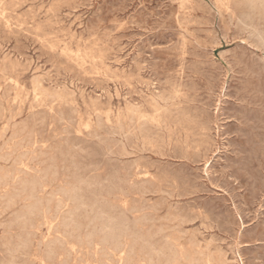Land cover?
I'll return each mask as SVG.
<instances>
[{"label":"rangeland","instance_id":"rangeland-1","mask_svg":"<svg viewBox=\"0 0 264 264\" xmlns=\"http://www.w3.org/2000/svg\"><path fill=\"white\" fill-rule=\"evenodd\" d=\"M105 1L107 2V4ZM139 1H140V3H139ZM210 1H211V3H210ZM216 1L218 3H216ZM228 1H229V3H227ZM244 1L243 0H214V1L213 0H180V1L179 0H119V1L118 0H114V1L113 0H59V1L58 0H46V1L45 0H24V1L23 0H3V1H1L0 0V4H1L0 5V12H1V14H0L1 15L0 16L1 17L0 18V33H1L0 34V37H1L0 38V44L2 45V46L0 45V64H1L0 65L1 66L0 67V126H1L0 127V139L4 138L3 141L0 140V198H2V199H0V247H1L0 248V251H1L0 252V255H1L0 261L2 262L0 264H9L10 262L12 264H15L16 262H17L16 264H18V263L19 264H34V263L35 264H58V262H59V264H82V263L85 264L87 261L88 262L86 264H104V263H106V264H132V262H133V264H135V261H136V264H151V263L152 264H166L168 262H169L168 264H170V263L171 264H173V263L174 264H181L182 262H183L182 264H191V263L192 264H225V263L226 264H264V243H263L264 242V230H263V228H264V219H263L264 218V78H263L264 77V50H263L264 49V27H261V26H264V23H263L264 20H262V18L264 19V12L261 13L262 10L264 11V7H263L264 5L261 4V7H259L260 5H258V4H260V3H258L257 7H256V4L249 5L246 2V0H244ZM23 2H24V4H23ZM89 2H91V3H89ZM236 2H237V4H236ZM78 3H79V5H78ZM16 4H18V5H16ZM196 4H197L198 8H200L199 10H198ZM225 4H227V6H225ZM235 4H236V7L234 6ZM242 5H244L245 8ZM219 6H220V9H219ZM16 7H17V9H16ZM187 7H188V9H186ZM241 7H243L244 9ZM28 8H30V9H28ZM252 8H254L255 10H253ZM141 10H142V12H141ZM254 11H255V13H253ZM36 12H37V14H36ZM22 13H25V14L22 15ZM228 13H229V15H227ZM249 13L251 15H249ZM191 14H192V16H191ZM104 15H105V17H104ZM91 16H92V18H91ZM131 16H133V17H131ZM220 16H222V17H220ZM246 17H247V19H246ZM256 18H257V20H256ZM21 19H23V20H21ZM92 19H93V21H92ZM24 20H25V22H24ZM200 20H201V22H200ZM229 20L231 21V23H233L232 25H231ZM45 21L47 23H44ZM190 21H191V23H190ZM251 22H253V24ZM196 23H198V24H196ZM225 24L226 25L228 24L227 25L228 27H225ZM18 25H20V26L18 27ZM191 25H193V26H191ZM259 25H260V27H258ZM108 26H110L111 28ZM143 26H145V27H143ZM240 26H242V27H240ZM26 27L29 29L31 28L30 31H28L29 29H27ZM116 27H118V28L116 29ZM81 29H83L85 32ZM108 29H111V30H108ZM79 31H80V33H79ZM211 31H212V33H211ZM246 31H247V34H246ZM22 32H24V33H22ZM248 32L250 33V35ZM123 36H125V37H123ZM237 37H238V39H237ZM164 38H165V40H163ZM194 38H198V39H194ZM243 38H244V40H243ZM215 39H216V41H214ZM204 40H206V42ZM211 40H212V43H211ZM56 43H59V44H56ZM208 43H209V45H208ZM255 43H256V45H255ZM150 44H152V45H150ZM167 44H168V46H167ZM258 46L260 47V49ZM26 47H27V50H26ZM89 48H90V50H89ZM57 49H58V52H57ZM70 49H71L72 53H71ZM68 51H70V53L72 55ZM76 52H77V54H76ZM9 53L10 54L13 53V54L10 55ZM135 53H136V55H135ZM23 54L26 56H24ZM56 54H58V55H56ZM8 55H10V56H8ZM75 56H76V58H75ZM91 56L95 57V58H92ZM62 57H64V58H62ZM69 58H71L72 60L71 59L69 60ZM178 58H180V59H178ZM74 59H75L76 63L74 62ZM82 59H84V61ZM92 59H94V60H92ZM194 59H195V61H194ZM32 60H33V62H32ZM132 60H133V62H132ZM19 61H21V62H19ZM136 61H138V62H136ZM16 63H18V64H16ZM79 63L83 66H81ZM102 63H103V65H102ZM24 64H26V68H25ZM136 64H137V66H136ZM27 65H28V67H27ZM106 65H108L107 68L105 67ZM3 67H5V68H3ZM61 67L62 68L64 67V69H62ZM37 69H40V70H37ZM96 69H97V71H96ZM174 69H175V71H173ZM13 70H15V74H14ZM3 71H5L4 74H3ZM45 71H47V72H45ZM184 71L185 72L187 71V72L185 73ZM9 72L10 73L12 72L14 75L12 73L10 74ZM91 72L93 75L90 74ZM97 72H98V74H97ZM103 72H104V74H103ZM105 72H106V74H105ZM94 73H95V75H94ZM77 74H79V75H77ZM110 74H113V75H110ZM159 74L163 75V76L161 77ZM106 75H107V77H106ZM115 76H116V78H115ZM146 76L149 78H147ZM35 77H38V78H35ZM105 77H106V79H105ZM155 78H156V80H155ZM51 79H52V81H51ZM110 79H112V80H110ZM11 80H13V81H11ZM36 80H37V82H36ZM104 80H105V82H104ZM123 80H125V82ZM116 81H118V82H116ZM153 81H154V83H153ZM11 82H13V84ZM16 82H18V83H16ZM198 82H199V84H198ZM39 84H41L42 87ZM122 84H124V85H122ZM138 84H141V85H138ZM14 85H16V86H14ZM35 85H36V87H35ZM38 85L40 87H38ZM44 86H45V89H43ZM33 88H34V90H33ZM41 88H42V90H41ZM48 88H50V89H48ZM147 88H149V89H147ZM127 89H129V90H127ZM158 89H159V91H158ZM168 89L169 90L173 89L175 92L173 90H171L169 92ZM26 90H28L29 92ZM45 90H46V92H44ZM48 90H49V92H48ZM51 90H52V92H51ZM70 90L72 91L71 95L76 92V94H74L75 96L72 95V97H71V95L69 94ZM85 91H86V93H85ZM41 92H43V93H41ZM57 92H59V94ZM83 92L85 95H83ZM102 92H104V93H102ZM54 93H55V95H52ZM153 93H155V94H153ZM195 94H196V96H195ZM89 95H91V96H89ZM150 95H152V96H150ZM174 95H175V97H174ZM176 95H177V97H176ZM45 96H46L47 100L45 99ZM55 97H56V100H55ZM74 97H75V99H74ZM97 97H99V98H97ZM100 97H102V98L100 99ZM147 97H149L150 100ZM154 97H155V99H154ZM36 98H37V100H36ZM72 98L74 99V102H73ZM144 98L145 99L147 98V99L145 100ZM13 99H15V100L13 101ZM48 100H49V102H48ZM132 100H134V101L132 102ZM151 100H154V103ZM41 101H42V103H40ZM98 101L100 104H98ZM150 101H151V104H149ZM168 101H170V102H168ZM182 101H184V102H182ZM84 102H85V105H84ZM140 102L142 105L140 104ZM167 102H168V104H167ZM152 103L155 105H152ZM54 104H56V105H54ZM129 104H132V105L130 106ZM156 104H158V105H156ZM176 104H177V106H176ZM189 104H191V105H189ZM33 105L35 106V108ZM52 105H54V107H52ZM98 105H99V107H97ZM125 105H127V106L129 105L128 107L130 110L125 109V108H128ZM135 105H136V107H135ZM147 105H149L150 108ZM162 105H164L165 107ZM187 105H189V106H187ZM28 106H30V107H28ZM152 106H153V108H155V110L152 108ZM156 106L159 107V109H157ZM169 106L171 108L172 107L173 108L171 109ZM20 107H21V109H20ZM134 107H135V109H134L135 111L133 110ZM137 107H138V109H136ZM167 107H169V108H167ZM110 109H112V110H110ZM142 110L146 114H144L142 112ZM146 110H147V112H146ZM12 111H13V113H11ZM136 111H138V112H136ZM132 113L135 116L132 115ZM139 113L141 114V116L139 115ZM10 114L11 115L13 114L12 115L13 119H11L12 116ZM124 114H125V116H124ZM19 115H21V116H19ZM3 116H4V119H3ZM10 116H11V118H10ZM133 116L135 117V119ZM145 118H147V119H145ZM131 119L133 121H130ZM140 119H141V121H140ZM153 119H154V121H153ZM8 120L10 121L9 123L7 122ZM107 120L109 122H107ZM165 120H167L168 122H166ZM186 120H188V121H186ZM87 121H89V122L87 123ZM157 121H158V123H157ZM14 122H17L16 123L17 125ZM165 122L168 124H166ZM82 123H84V124H82ZM94 123H95V125H94ZM116 123H118V124L116 125ZM143 124H145V125H143ZM176 124L179 126H177ZM221 124H223V125H221ZM2 125H4V127ZM12 125H13V127H12ZM87 125H89V126H87ZM126 125H128V126H126ZM189 125H190V128H189ZM6 126H8V127H6ZM14 126L17 127V130L15 129ZM20 126H22V127H20ZM36 126H38V127H36ZM123 126L125 128H127L128 130L125 129ZM26 127H27V129H26ZM178 127H180V129ZM44 128H46V129H44ZM135 128H137L138 130ZM142 128H143V130H142ZM167 129H168V131H167ZM183 129H185V131H183ZM208 129H211L212 131L208 130ZM13 130L15 132L20 131L21 134H20V132L15 133V132H13ZM123 130H125V131H123ZM174 131L176 132V134ZM12 132H13V134H12ZM3 133H5V136L3 135ZM127 133L128 134L130 133V134L128 135ZM188 133H189V135H188ZM90 134H92V135H90ZM101 134H102V136L99 137ZM113 134H114V136H113ZM136 134H137V136H136ZM145 134H147V135H145ZM174 134H175V136H174ZM9 135H11V136H9ZM148 135H150V136H148ZM21 136H23L25 138V139H23V141H22L23 137L21 138ZM31 136L33 139L31 138ZM142 136L145 138H143ZM164 136H165V138H164ZM186 136H188V137H186ZM196 136H198V137H196ZM204 136H207V137H204ZM136 137H137V139H136ZM149 137H151V139ZM194 137H195V139H194ZM17 138H19V139L17 140ZM26 138H29V139H26ZM88 138H90V139H88ZM100 138H101V142H100ZM205 138L206 139L208 138V139L205 140ZM145 139H146V141H145ZM152 139H155L156 141L152 140ZM33 140H34V142H32ZM42 140L44 141V143ZM47 141H49V142H47ZM150 141L152 143H150ZM157 141H158L159 145H158ZM244 141H245V143H244ZM3 143L5 146L3 145ZM17 143L18 144L20 143V144L18 145ZM28 143H30V144H28ZM67 143H68V145H67ZM107 143H109V144H107ZM177 143H179V144H177ZM31 144H33V145H31ZM104 144H105V146L103 147ZM134 144L138 147L136 148V146H134ZM151 144H153V146ZM211 144H213V145H211ZM50 145L52 147L51 148L52 151L50 149ZM155 145H157V146H155ZM11 146H12V148H11ZM19 146H21V147L19 148ZM22 146H24V147H22ZM130 146H131V148H130ZM25 147H27V148H25ZM36 147H38V148H36ZM41 147L43 148L44 152H43ZM58 147H59V149H57ZM142 147H144V148H142ZM169 147H170V149H169ZM21 148H22V150H21ZM155 148H157V149H155ZM228 148H230V149H228ZM49 149L51 152L49 151ZM107 149H109V150H107ZM149 149H151V151ZM23 150L25 152H27L28 155H26V153ZM81 150H82V152H81ZM132 150H133V152H132ZM147 150H149V151H147ZM36 151H39V152H36ZM129 151H130V153H127ZM164 151H166L167 153ZM4 152H6V154ZM34 152H36V153L34 154ZM134 152L137 154H135ZM158 152L162 153L163 156ZM213 152H215V153H213ZM32 153H33V155H32ZM52 153H55L54 155L56 157H54V155ZM228 153H231V154H228ZM1 154H3V155H1ZM44 155L46 157H44ZM65 155H69V156H65ZM70 155H71V157H70ZM209 155H210V158H209ZM75 156H77L78 158ZM83 156H84V158H83ZM30 157L32 159H30ZM52 157H54L55 159ZM232 157H234V158H232ZM56 158H57V160L58 159L59 160L55 161ZM192 158H193V160H192ZM48 159H49V161H48ZM72 159H75L76 161H73ZM99 159H101V160H99ZM136 159H137V161H136ZM26 160L28 162H26ZM42 160L44 163L42 162ZM142 160H143V163L141 164ZM38 162H39V164H38ZM29 163H31V164H29ZM77 163L79 166L77 165ZM150 163H152V164L150 165ZM90 165H91V167H90ZM16 166H17V168H16ZM56 166L60 167V169ZM199 166H201V167H199ZM47 167H49V169H52V170L48 169V171H47ZM132 167L133 168L135 167V168L133 169ZM56 168H58V169H56ZM70 168H71V170H70ZM118 169H119V171H118ZM18 170H20V171H18ZM55 170H58L60 175ZM62 170H64V171H62ZM102 170H103V172H102ZM125 170H126V172H125ZM31 171H33V172L31 173ZM52 171L55 172L54 175H53ZM79 171L81 174H83L82 176L79 175L80 174ZM220 171H221V173H220ZM84 172H86V173H84ZM87 172H88V174H87ZM92 172H94V173H92ZM226 172H228V173H226ZM132 173L134 174V175H132L133 178L135 177L136 179L135 178L133 179L132 176H130ZM146 173H149L150 175L146 174ZM75 174H77V175H75ZM88 175H89V177H88ZM117 175H119V178L117 177ZM123 175H125V176H123ZM142 175H144V176H142ZM166 175L167 176L169 175L168 178ZM40 176H42L44 178V181H43L42 177H40ZM51 176H53V177L55 176V177L50 178ZM24 177H25V179H24ZM86 177H88V178L86 179ZM97 177H99V178H97ZM140 177H141V179H139ZM101 178H103V179H101ZM120 178H122V179H120ZM129 178H131V179H129ZM192 178H193V180H192ZM30 179H32V180H30ZM62 179L64 180V182L62 181ZM81 179H83L84 181ZM90 179H92V180L90 181ZM94 179L96 180V182ZM109 179L112 181L110 182ZM118 179H120V180H118ZM99 180L100 181L103 180V181L100 182ZM92 181H94V182H92ZM144 181H145V183H143ZM83 182H85V183H83ZM89 182H90V184H89ZM146 182H147V184H146ZM47 183H48V185H47ZM100 183H101L100 186H102V185L103 186L99 187V189H98V186ZM130 183L132 184V186ZM141 183H143L144 185ZM113 184H117V186L113 185ZM41 185H42V187H41ZM45 185H46V187H45ZM65 185H66V187H68L67 188L68 190L66 189ZM87 185H90V186H87ZM142 185L144 187H142ZM35 186H37V187L34 188ZM56 186L59 189L56 188ZM80 186H81V189L83 188V191L79 188ZM104 187H107V188H105V191H104ZM186 187H188V189ZM42 188H43V190H42ZM84 188H86L87 190ZM137 188H138V190H136ZM198 188L200 190H198ZM34 189H36V191ZM61 189H63V191ZM117 189H118V191H117ZM40 190H42V191H40ZM92 190H95V192ZM102 190H103V193L100 194L102 192ZM43 191H45V192H43ZM77 191H78L79 196H77ZM86 191H87V193H86ZM135 191H137V192H135ZM175 191H177V192H175ZM40 192H41V194H43L42 196L40 195ZM61 192H62L63 196L60 194ZM75 192H76V194H75ZM21 193L23 195V198H22ZM26 193L27 194L30 193L31 195L30 194L26 195ZM70 193L71 194L73 193L71 196H73L72 197L73 199L75 198L74 200L71 198ZM91 193H93L92 195L94 197L91 195ZM65 194H66V196H65ZM169 194H170V198H169ZM215 194H216V196H215ZM57 195H58V197H57ZM124 195H125V197H124ZM67 196L68 197L70 196L69 200H68ZM128 196H129V198H128ZM64 197L67 198L66 201H65ZM82 197H84V198H82ZM88 197H90V198L88 199ZM97 197H98V201H97ZM19 198L21 199V201ZM131 198L135 202H133L131 200ZM137 198H140V199H137ZM157 198L160 199L162 204L159 201V199H157ZM29 199H31V200H29ZM83 199H85V200H83ZM120 199H122V201ZM45 200L46 201L48 200V201L46 202ZM103 200H104V202H103ZM144 200H145V202L146 201L147 202L145 203ZM163 200H164V202H163ZM22 201H23V203H22ZM61 201H63V202H61ZM38 202H41V203H38ZM59 202H61L62 204L61 203L59 204ZM81 202L85 203V204H81ZM95 202L97 203V205ZM106 202H108V203H106ZM115 202H117V203H115ZM137 202H139V203H137ZM142 202H143V204H142V206H140L141 205L140 203H142ZM63 203H66V204H63ZM75 203H76V205H75ZM88 203H89V205H88ZM102 203L105 204L106 207L103 206ZM165 203H167V204H165ZM169 203H171V204H169ZM40 204L42 205V208H40L41 207ZM134 204L138 209H136ZM190 204H192V205H190ZM60 205H61V207H60ZM82 205H83V207H82L83 210L86 211L87 213L84 212L82 210V208L80 209V207ZM86 205L89 206V209ZM137 205H139V206H137ZM149 205H151V206H149ZM220 205H221V207H220ZM58 206L60 208H57ZM78 206H79V208H78ZM93 206H95V207H93ZM112 206H115V207H112ZM148 206L151 208L154 206L153 207L154 209L153 208L152 209L151 208L146 209V208H148ZM19 207L22 209L20 210ZM67 207L68 208L70 207L69 209H71V208L72 209L69 210ZM74 207H75V209H74ZM111 207L114 209V211H111V210H113ZM171 207H172V211L170 209ZM91 208H92V210H90ZM98 208L99 209L101 208V209L98 210ZM110 208H111V210H110ZM118 208H119V210H118ZM12 209L14 210L13 212H12ZM44 209H45V211H44ZM56 209H58V210H56ZM76 209H78V210H76ZM159 209H161V210L163 209V210L161 211ZM200 209H201V211H200ZM151 210L153 212H151ZM18 211H19V214H18ZM46 211H48V212H46ZM49 211H51V212H49ZM95 211H97V212H95ZM103 211L104 212L106 211V212L104 213ZM108 211H110L111 213L113 212V214L114 213L115 214L113 215ZM122 211H124L125 214L124 213L122 214ZM173 211H175V213ZM70 212H72V215L71 214L69 215ZM75 212H77V213L79 212V214H77ZM81 212L84 213V217L82 216L83 213H81ZM127 212H128V214H127ZM14 213H15V215H14ZM46 213H47V215H46ZM48 213H49V215H48ZM63 213H66V214H63ZM93 213H95V214L93 215ZM102 213H104V214H102ZM117 213H118V215H117ZM148 213H151V214H148ZM153 213L155 214V216ZM178 213H179V215L181 214L180 217H179ZM40 214H41V217H40ZM57 214H58V216H57ZM32 215H34V216H32ZM64 215L67 217H65ZM95 215H97L96 216L98 218V219L96 218L97 220L95 219ZM105 215H106V217H105ZM112 215H113V217H112ZM119 215H121V216H119ZM124 215H125V217H124ZM171 215H173V216H171ZM43 216H45V217H43ZM46 216H47V218H46ZM99 216H103V218H101ZM117 216H119V217H117ZM157 216L160 218H158ZM32 217H34V218H32ZM52 217H55V218H52ZM60 217L62 220L60 219ZM63 217L65 218V220ZM70 217H72V218H70ZM77 217H79V218H77ZM80 217L82 219H80ZM147 217L149 218V220H147L146 222L147 223L149 222V224H147L145 222V220L148 219ZM154 217L155 218L157 217V218L155 219ZM162 217L163 218L165 217V219H163ZM187 217H188V219H187ZM18 218H20V219H18ZM35 218L39 219V221ZM108 218H109V220H108ZM136 218H138V219H136ZM151 218H153V220ZM166 218H168V219H166ZM230 218H231V220H230ZM117 219H118V221H117ZM134 219L136 220V222L138 220V222L136 223ZM157 219H158V221L156 222ZM182 219H183V221H182ZM29 220L31 221V223H29ZM51 220H53V221L50 222ZM102 220H104L105 223L106 222L107 223L104 224V222ZM128 220H130L129 223H127ZM163 220H165V221H163ZM179 220L182 222H180ZM244 220H246V221H244ZM259 220H261V221H259ZM20 221H21V223H20ZM27 221H28V223H27ZM43 221H44V223H42ZM58 221H60V222H58ZM95 221H98V222L96 223ZM142 221L144 222V225H143ZM169 221H170V223H169ZM39 223H41V224H39ZM51 223H53V224H51ZM61 223H63V224H61ZM80 223L83 225H81ZM92 223H94V224H92ZM154 223H158V224H154ZM161 223H162V225H161ZM6 224L8 227H6ZM24 224H25V226H24ZM115 224L119 225L116 227L117 229L120 227L118 230L115 227H113V226H116ZM34 225H35V227H34ZM36 225H37V227H36ZM77 225L79 227L83 226V228L80 227L78 229ZM89 225L91 228L89 227ZM130 225H131V227H130ZM173 225H174V227H173ZM27 226H29V227H27ZM154 226H155V228H154ZM160 226H161V228H160ZM162 226H163V228H162ZM215 226H217V228H215ZM73 227H74V229H73ZM100 227H102V228H100ZM104 227H106V228H104ZM107 227H110V228H107ZM122 227L126 228L128 230V232L126 231V229H124V231H119V230L123 229ZM164 227H165V229H164ZM170 227H172V228H170ZM204 227H205V229H204ZM21 228L24 229L25 233ZM31 228H33V230ZM63 228H65L66 230H64ZM81 228L83 229V231ZM147 228H149V230H150L149 232L151 234L148 232ZM80 229H81V232H80ZM101 229H102V231H101ZM103 229H105V230H103ZM129 229H131V230H129ZM156 229H159V231ZM193 229L195 230V232ZM108 230H109V233H108ZM133 230H134V232H131ZM161 230H162V232H161ZM178 230H180V231H178ZM240 230H242V231H240ZM26 231H28V234H26ZM65 231H66V233H65ZM154 231H158V234H155L156 232H154ZM168 231L169 232L172 231V232L169 233ZM192 231H193V233H192ZM89 232H91L92 234ZM94 232H96V233L94 234ZM143 232H144V235H143ZM14 233L19 236V237L18 236L16 237V238H18L17 240L15 238ZM22 233H23V235H22ZM59 233H61V234H59ZM82 233L84 236L82 235ZM129 233H130V235H129ZM70 234H71V236H69ZM88 234H89V236L90 235H92V236L88 237ZM124 234L127 235V238H126V235H124ZM162 234L164 236H161ZM185 234H187V235H185ZM211 234H212V236H211ZM32 235H34L35 237L34 236L32 237ZM50 235H52V236H50ZM79 235H80V237L78 238ZM98 235H101L102 237L101 236L99 237ZM116 235L119 237H117ZM219 235H220V237H219ZM86 236H87V238H86ZM106 236L108 237V239ZM139 236L142 238H140ZM179 236H180V238H179ZM30 237H31V239H30ZM68 237H69V240H68ZM110 237H111V239H110ZM123 237L126 238L127 241ZM131 237H133V238H131ZM134 237H135V239H134ZM175 237L178 238L177 239L178 241L176 240ZM5 238L7 240H5ZM32 238H34L35 240L33 241ZM104 238H105V240H104ZM117 238L119 239L118 240L119 242L116 241ZM150 238H151V241H150ZM214 238H216V239H214ZM8 239L11 241H9ZM49 239L50 240L52 239V240L49 241ZM79 239L82 241L80 242ZM96 239H97V242H96ZM112 239H114V240H112ZM144 239H146V240H144ZM196 239H198V240H196ZM238 239H239V241H238ZM86 240L88 241V243ZM92 240L93 241L95 240V241L93 242ZM132 240H133V242H132ZM135 240H136V242H134ZM189 240L190 241L194 240V241L191 243ZM212 240H214V241H212ZM111 241H112V243H111ZM142 241H144V242H142ZM5 242H7V243H5ZM31 242H32V244H30ZM39 242H41V243H39ZM82 242H84V243H82ZM89 242H90V244H89ZM120 242H123V243H120ZM67 243H69V244H67ZM142 243H144V244L142 245ZM148 243H150V245H148ZM173 243L176 245H174ZM194 243L195 244L198 243V244L195 245ZM44 244H47V245H44ZM83 244H85V245H83ZM38 245H40L41 247L39 248ZM61 245H64L65 247L64 246L61 247ZM88 245H91V246H88ZM144 245H145V247H144ZM3 246H4V248H2ZM18 246H19V248H18ZM31 246L32 247L34 246V247L30 249ZM92 246H93V248H90ZM116 246H118V247H116ZM149 246H151L152 248L151 247L149 248ZM174 246H177V248ZM198 246H200L201 248L200 247L198 248ZM14 247H17V248L15 249ZM23 247H24V249H23ZM35 247L38 250H36ZM154 247H156V248H154ZM208 247H209V249H208ZM215 247H218V248L215 249ZM57 248H58V250H57ZM67 248L68 249L70 248L69 251ZM120 248H122V249H120ZM124 248H125V250H124ZM142 248L143 249L146 248L145 251ZM172 248L175 249V251ZM181 248H182V250H180ZM187 248H189L190 250ZM87 249H88V251H87ZM141 249H142L143 253H142ZM42 250L43 251L45 250L44 254H43ZM61 250H63V251H61ZM80 250H81V252H80ZM113 250H114V252H113ZM121 250H122V252H121ZM147 250H149V251H147ZM163 250H164V252H163ZM205 250H207V251H205ZM140 251H141V254H139ZM183 251H184V253H183ZM212 251H213V253H212ZM230 251H232V253ZM3 252H6V253H3ZM24 252H27V253H25V255H24ZM47 252H49V253H47ZM9 253H12V254H9ZM82 253H84V254H82ZM167 253H169V254H167ZM67 254H69V255H67ZM85 254H87V255L85 256ZM160 254H162L164 256L162 257V256H160ZM181 254H184L183 257ZM48 255H50V256H48ZM77 255H78V257H77ZM83 255L85 257H83ZM126 255H129V256H126ZM138 255H139V257H138ZM143 255H144V257H146L148 259L146 260V258H144ZM155 255H157V257H153ZM200 255H201V257H200ZM66 256H68L69 258ZM91 256H92V258H91ZM49 257L51 258V260ZM106 257H107V259H104ZM164 257H165L166 261H164ZM167 257H168V259H167ZM171 257L173 258V260H171L172 259ZM204 257H206V259L209 261H207ZM45 258H49V259H45ZM90 258L92 259V261ZM125 258L128 261L129 260H131V261L128 262ZM134 258H136V259H134ZM158 258H160L161 260ZM57 259H59V261ZM78 259H79V262H78ZM83 259H85V262L83 261ZM152 259H154V261ZM216 259L219 261H217ZM116 260H118V261H116ZM225 260H226V262H225ZM230 260L232 261V263ZM243 260H246V261H243ZM54 261H56V262H54ZM176 261H177V263H175ZM42 262H45V263H42Z\"/></svg>","mask_w":264,"mask_h":264},{"label":"bare ground","instance_id":"bare-ground-1","mask_svg":"<svg viewBox=\"0 0 264 264\" xmlns=\"http://www.w3.org/2000/svg\"><path fill=\"white\" fill-rule=\"evenodd\" d=\"M1 1H3V0H1ZM23 1H24V0H23ZM45 1H46V0H45ZM58 1H59V0H58ZM113 1H114V0H113ZM118 1H119V0H118ZM179 1H180V0H179ZM213 1H214V0H213ZM243 1H244V0H243ZM18 2H19V1H18ZM27 2H28V1H27ZM40 2H41V1H40ZM43 2H44V1H43ZM80 2H81V1H80ZM84 2H85V1H84ZM86 2H87V1H86ZM105 2H106V1H105ZM133 2H134V1H133ZM133 2H132V3H133ZM232 2H233V1H232ZM238 2H239V1H238ZM244 2H245V1H244ZM246 2H247L249 5H251V4H252V5L256 4V7H257V4H258V3H260V4H258V5H260L259 7H261V4L264 5V0H246ZM16 3H17V2H16ZM89 3H91V2H89ZM123 3H124V2H123ZM125 3H126V2H125ZM139 3H140V1H139ZM181 3H182V2H181ZM193 3H194V2H193ZM195 3H196V2H195ZM203 3H204V2H203ZM210 3H211V1H210ZM216 3H218V2L216 1ZM227 3H229V1H228ZM23 4H24V2H23ZM82 4H83V3H82ZM106 4H107V2H106ZM177 4H178V3H177ZM236 4H237V2H236ZM236 4L234 5L235 7H236ZM0 5H1V4H0ZM3 5H4V4H3ZM16 5H18V4H16ZM21 5H22V4H21ZM21 5H20V6H21ZM78 5H79V3H78ZM88 5H89V4H88ZM109 5H110V4H109ZM118 5H119V4H118ZM120 5H121V4H120ZM190 5H191V4H190ZM199 5H200V4H199ZM213 5H214V4H213ZM240 5H241V4H240ZM249 5H248V6H249ZM30 6H31V5H30ZM103 6H104V5H103ZM106 6H107V5H106ZM169 6H170V5H169ZM186 6H187V5H186ZM196 6H197V4H196ZM216 6H217V5H216ZM225 6H227V4H225ZM238 6H239V5H238ZM242 6L245 8L244 5H242ZM14 7H15V6H14ZM40 7H41V6H40ZM40 7H39V8H40ZM49 7H50V6H49ZM82 7H83V6H82ZM86 7H87V6H86ZM183 7H184V6H183ZM243 7H241V8H243ZM263 7H264V6H263ZM3 8H4V7H3ZM146 8H147V7H146ZM197 8H198V6H197ZM229 8H230V7H229ZM238 8H239V7H238ZM241 8H240V9H241ZM244 8H243V9H244ZM247 8H248V7H247ZM11 9H12V8H11ZM16 9H17V7H16ZM28 9H30V8H28ZM186 9H188V7H187ZM191 9H192V8H191ZM199 9H200V8H198V10H199ZM202 9H203V8H202ZM217 9H218V8H217ZM219 9H220V6H219ZM219 9H218V10H219ZM240 9H239V10H240ZM252 9L255 10L254 8H252ZM252 9H251V10H252ZM2 10H3V9H2ZM46 10H47V9H46ZM73 10H74V9H73ZM136 10H137V9H136ZM171 10H172V9H171ZM192 10H193V9H192ZM29 11H30V10H29ZM121 11H122V10H121ZM152 11H153V10H152ZM167 11H168V10H167ZM200 11H201V10H200ZM38 12H39V11H38ZM45 12H46V11H45ZM67 12H68V11H67ZM116 12H117V11H116ZM119 12H120V11H119ZM124 12H125V11H124ZM141 12H142V10H141ZM144 12H145V11H144ZM216 12H217V11H216ZM238 12H239V11H238ZM250 12H251V11H250ZM263 12H264V11L262 10L261 13H263ZM46 13H47V12H46ZM69 13H70V12H69ZM129 13H130V12H129ZM168 13H169V12H168ZM243 13H244V12H243ZM253 13H255V11H254ZM258 13H259V12H258ZM0 14H1V12H0ZM6 14H7V13H6ZM23 14H25V13H22V15H23ZM30 14H31V13H30ZM36 14H37V12H36ZM110 14H111V13H110ZM131 14H132V13H131ZM187 14H188V13H187ZM187 14H186V15H187ZM218 14H219V13H218ZM26 15H27V14H26ZM75 15H76V14H75ZM111 15H112V14H111ZM152 15H153V14H152ZM227 15H229V13H228ZM249 15H251V14L249 13ZM256 15H257V14H256ZM0 16H1V15H0ZM2 16H3V15H2ZM19 16H20V15H19ZM114 16H115V15H114ZM191 16H192V14H191ZM205 16H206V15H205ZM5 17H6V16H5ZM98 17H99V16H98ZM98 17H97V18H98ZM104 17H105V15H104ZM119 17H120V16H119ZM131 17H133V16H131ZM193 17H194V16H193ZM199 17H200V16H199ZM202 17H203V16H202ZM202 17H201V18H202ZM216 17H217V16H216ZM220 17H222V16H220ZM238 17H239V16H238ZM251 17H252V16H251ZM0 18H1V17H0ZM18 18H19V17H18ZM31 18H32V17H31ZM31 18H30V19H31ZM34 18H35V17H34ZM91 18H92V16H91ZM117 18H118V17H117ZM182 18H183V17H182ZM189 18H190V17H189ZM196 18H197V17H196ZM229 18H230V17H229ZM229 18H228V19H229ZM234 18H235V17H234ZM261 18H262V17H261ZM5 19H6V18H5ZM55 19H56V18H55ZM82 19H83V18H82ZM145 19H146V18H145ZM178 19H179V18H178ZM218 19H219V18H218ZM236 19H237V18H236ZM236 19H235V20H236ZM246 19H247V17H246ZM249 19H250V18H249ZM252 19H253V18H252ZM21 20H23V19H21ZM179 20H180V19H179ZM186 20H187V19H186ZM253 20H254V19H253ZM256 20H257V18H256ZM259 20H260V19H259ZM262 20H264V19L262 18ZM3 21H4V20H3ZM92 21H93V19H92ZM103 21H104V20H103ZM131 21H132V20H131ZM139 21H140V20H139ZM149 21H150V20H149ZM168 21H169V20H168ZM205 21H206V20H205ZM225 21H226V20H225ZM229 21H230V20H229ZM242 21H243V20H242ZM5 22H6V21H5ZM5 22H4V23H5ZM24 22H25V20H24ZM49 22H50V21H49ZM123 22H124V21H123ZM174 22H175V21H174ZM200 22H201V20H200ZM227 22H228V21H227ZM253 22H254V21H253ZM253 22H251V23L253 24ZM258 22H259V21H258ZM9 23H10V22H9ZM18 23H19V22H18ZM18 23H17V24H18ZM44 23H47V22L45 21ZM51 23H52V22H51ZM106 23H107V22H106ZM145 23H146V22H145ZM169 23H170V22H169ZM175 23H176V22H175ZM190 23H191V21H190ZM193 23H194V22H193ZM204 23H205V22H204ZM207 23H208V22H207ZM225 23H226V22H225ZM230 23H231V21H230ZM263 23H264V21H263ZM20 24H21V23H20ZM38 24H39V23H38ZM143 24H144V23H143ZM165 24H166V23H165ZM170 24H171V23H170ZM177 24H178V23H177ZM179 24H180V23H179ZM196 24H198V23H196ZM210 24H211V23H210ZM223 24H224V23H223ZM232 24H233V23H231V25H232ZM237 24H238V23H237ZM24 25H25V24H24ZM79 25H80V24H79ZM110 25H111V24H110ZM181 25H182V24H181ZM189 25H190V24H189ZM227 25H228V24H227ZM227 25L225 24V27H228ZM5 26H6V25H5ZM19 26H20V25H18V27H19ZM47 26H48V25H47ZM94 26H95V25H94ZM116 26H117V25H116ZM148 26H149V25H148ZM148 26H147V27H148ZM169 26H170V25H169ZM186 26H187V25H186ZM191 26H193V25H191ZM196 26H197V25H196ZM29 27H30V26H29ZM35 27H36V26H35ZM42 27H43V26H42ZM49 27H50V26H49ZM97 27H98V26H97ZM108 27H110V26H108ZM143 27H145V26H143ZM163 27H164V26H163ZM180 27H181V26H180ZM240 27H242V26H240ZM258 27H260V25H259ZM261 27H264V26H261ZM26 28H27V27H26ZM38 28H39V27H38ZM110 28H111V27H110ZM117 28H118V27H116V29H117ZM141 28H142V27H141ZM181 28H182V27H181ZM194 28H195V27H194ZM206 28H207V27H206ZM209 28H210V27H209ZM237 28H238V27H237ZM245 28H246V27H245ZM245 28H244V29H245ZM247 28H248V27H247ZM9 29H10V28H9ZM27 29H29V28H27ZM30 29H31V28H30ZM30 29H29L28 31H30ZM33 29H34V28H33ZM35 29H36V28H35ZM74 29H75V28H74ZM186 29H187V28H186ZM195 29H196V28H195ZM210 29H211V28H210ZM230 29H231V28H230ZM241 29H242V28H241ZM15 30H16V29H15ZM81 30H83V29H81ZM108 30H111V29H108ZM142 30H143V29H142ZM151 30H152V29H151ZM232 30H233V29H232ZM250 30H251V29H250ZM256 30H257V29H256ZM256 30H255V31H256ZM23 31H24V30H23ZM83 31H84V30H83ZM87 31H88V30H87ZM145 31H146V30H145ZM227 31H228V30H227ZM241 31H242V30H241ZM247 31H248V30H247ZM247 31H246V34H247ZM2 32H3V31H2ZM12 32H13V31H12ZM17 32H18V31H17ZM32 32H33V31H32ZM49 32H50V31H49ZM84 32H85V31H84ZM181 32H182V31H181ZM205 32H206V31H205ZM22 33H24V32H22ZM52 33H53V32H52ZM79 33H80V31H79ZM206 33H207V32H206ZM211 33H212V31H211ZM211 33H210V34H211ZM248 33H249V32H248ZM255 33H256V32H255ZM0 34H1V33H0ZM14 34H15V33H14ZM40 34H41V33H40ZM47 34H48V33H47ZM196 34H197V33H196ZM217 34H218V33H217ZM253 34H254V33H253ZM38 35H39V34H38ZM50 35H51V34H50ZM115 35H116V34H115ZM206 35H207V34H206ZM249 35H250V33H249ZM41 36H42V35H41ZM44 36H45V35H44ZM125 36H126V35H125ZM125 36H123V37H125ZM196 36H197V35H196ZM42 37H43V36H42ZM46 37H47V36H46ZM79 37H80V36H79ZM164 37H165V36H164ZM178 37H179V36H178ZM194 37H195V36H194ZM228 37H229V36H228ZM235 37H236V36H235ZM0 38H1V37H0ZM31 38H32V37H31ZM71 38H72V37H71ZM85 38H86V37H85ZM90 38H91V37H90ZM188 38H189V37H188ZM215 38H216V37H215ZM223 38H224V37H223ZM240 38H241V37H240ZM245 38H246V37H245ZM37 39H38V38H37ZM78 39H79V38H78ZM182 39H183V38H182ZM194 39H198V38H194ZM205 39H206V38H205ZM227 39H228V38H227ZM237 39H238V37H237ZM119 40H120V39H119ZM163 40H165V38H164ZM187 40H188V39H187ZM224 40H225V39H224ZM229 40H230V39H229ZM243 40H244V38H243ZM36 41H37V40H36ZM204 41L206 42V40H204ZM214 41H216V39H215ZM214 41H213V42H214ZM232 41H233V40H232ZM247 41H248V40H247ZM250 41H251V40H250ZM19 42H20V41H19ZM57 42H58V41H57ZM60 42H61V41H60ZM97 42H98V41H97ZM193 42H194V41H193ZM193 42H192V43H193ZM219 42H220V41H219ZM26 43H27V42H26ZM70 43H71V42H70ZM174 43H175V42H174ZM197 43H198V42H197ZM211 43H212V40H211ZM226 43H227V42H226ZM56 44H59V43H56ZM91 44H92V43H91ZM93 44H94V43H93ZM121 44H122V43H121ZM183 44H184V43H183ZM183 44H182V45H183ZM186 44H187V43H186ZM199 44H200V43H199ZM203 44H204V43H203ZM205 44H206V43H205ZM227 44H228V43H227ZM242 44H243V43H242ZM0 45H1V44H0ZM54 45H55V44H54ZM150 45H152V44H150ZM188 45H189V44H188ZM208 45H209V43H208ZM215 45H216V44H215ZM249 45H250V44H249ZM253 45H254V44H253ZM255 45H256V43H255ZM1 46H2V45H1ZM18 46H19V45H18ZM59 46H60V45H59ZM59 46H58V47H59ZM69 46H70V45H69ZM84 46H85V45H84ZM94 46H95V45H94ZM99 46H100V45H99ZM167 46H168V44H167ZM205 46H206V45H205ZM220 46H221V45H220ZM251 46H252V45H251ZM42 47H43V46H42ZM51 47H52V46H51ZM56 47H57V46H56ZM76 47H77V46H76ZM182 47H183V46H182ZM201 47H202V46H201ZM258 47H259V46H258ZM1 48H2V47H1ZM61 48H62V47H61ZM78 48H79V47H78ZM120 48H121V47H120ZM249 48H250V47H249ZM28 49H29V48H28ZM52 49H53V48H52ZM67 49H68V48H67ZM76 49H77V48H76ZM79 49H80V48H79ZM141 49H142V48H141ZM259 49H260V47H259ZM26 50H27V47H26ZM89 50H90V48H89ZM92 50H93V49H92ZM122 50H123V49H122ZM136 50H137V49H136ZM139 50H140V49H139ZM263 50H264V49H263ZM29 51H30V50H29ZM52 51H53V50H52ZM66 51H67V50H66ZM70 51H71V49H70ZM70 51H68V52L70 53ZM140 51H141V50H140ZM157 51H158V50H157ZM9 52H10V51H9ZM13 52H14V51H13ZM54 52H55V51H54ZM57 52H58V49H57ZM78 52H79V51H78ZM149 52H150V51H149ZM171 52H172V51H171ZM186 52H187V51H186ZM50 53H51V52H50ZM62 53H63V52H62ZM71 53H72V51H71ZM71 53H70V54H71ZM80 53H81V52H80ZM125 53H126V52H125ZM128 53H129V52H128ZM130 53H131V52H130ZM138 53H139V52H138ZM255 53H256V52H255ZM9 54H10V53H9ZM11 54H13V53H11ZM11 54H10V55H11ZM65 54H66V53H65ZM76 54H77V52H76ZM94 54H95V53H94ZM142 54H143V53H142ZM172 54H173V53H172ZM229 54H230V53H229ZM10 55H8V56H10ZM23 55H24V54H23ZM56 55H58V54H56ZM61 55H62V54H61ZM68 55H69V54H68ZM71 55H72V54H71ZM85 55H86V54H85ZM133 55H134V54H133ZM135 55H136V53H135ZM145 55H146V54H145ZM148 55H149V54H148ZM154 55H155V54H154ZM176 55H177V54H176ZM24 56H26V55H24ZM27 56H28V55H27ZM86 56H87V55H86ZM86 56H85V57H86ZM128 56H129V55H128ZM68 57H69V56H68ZM89 57H90V56H89ZM91 57H92V56H91ZM173 57H174V56H173ZM225 57H226V56H225ZM9 58H10V57H9ZM22 58H23V57H22ZM24 58H25V57H24ZM62 58H64V57H62ZM66 58H67V57H66ZM75 58H76V56H75ZM92 58H95V57H92ZM98 58H99V57H98ZM119 58H120V57H119ZM153 58H154V57H153ZM193 58H194V57H193ZM213 58H214V57H213ZM222 58H223V57H222ZM260 58H261V57H260ZM16 59H17V58H16ZM70 59H71V58H69V60H70ZM89 59H90V58H89ZM131 59H132V58H131ZM140 59H141V58H140ZM147 59H148V58H147ZM147 59H146V60H147ZM149 59H150V58H149ZM178 59H180V58H178ZM188 59H189V58H188ZM198 59H199V58H198ZM200 59H201V58H200ZM207 59H208V58H207ZM14 60H15V59H14ZM21 60H22V59H21ZM24 60H25V59H24ZM71 60H72V59H71ZM78 60H79V59H78ZM82 60L84 61V59H82ZM92 60H94V59H92ZM121 60H122V59H121ZM141 60H142V59H141ZM172 60H173V59H172ZM186 60H187V59H186ZM119 61H120V60H119ZM164 61H165V60H164ZM164 61H163V62H164ZM194 61H195V59H194ZM13 62H14V61H13ZM19 62H21V61H19ZM26 62H27V61H26ZM32 62H33V60H32ZM49 62H50V61H49ZM74 62H75V59H74ZM93 62H94V61H93ZM132 62H133V60H132ZM136 62H138V61H136ZM150 62H151V61H150ZM157 62H158V61H157ZM161 62H162V61H161ZM172 62H173V61H172ZM187 62H188V61H187ZM5 63H6V62H5ZM5 63H4V64H5ZM55 63H56V62H55ZM75 63H76V62H75ZM83 63H84V62H83ZM85 63H86V62H85ZM88 63H89V62H88ZM143 63H144V62H143ZM146 63H147V62H146ZM146 63H145V64H146ZM148 63H149V62H148ZM220 63H221V62H220ZM6 64H7V63H6ZM11 64H12V63H11ZM16 64H18V63H16ZM40 64H41V63H40ZM53 64H54V63H53ZM79 64H80V63H79ZM127 64H128V63H127ZM159 64H160V63H159ZM0 65H1V64H0ZM24 65H25V68H26V64H24ZM44 65H45V64H44ZM80 65H81V64H80ZM80 65H79V66H80ZM102 65H103V63H102ZM108 65H109V64H108ZM108 65H106L105 67L107 68ZM131 65H132V64H131ZM138 65H139V64H138ZM222 65H223V64H222ZM6 66H7V65H6ZM14 66H15V65H14ZM60 66H61V65H60ZM81 66H83V65H81ZM81 66H80V67H81ZM136 66H137V64H136ZM157 66H158V65H157ZM241 66H242V65H241ZM0 67H1V66H0ZM27 67H28V65H27ZM29 67H30V66H29ZM58 67H59V66H58ZM76 67H77V66H76ZM3 68H5V67H3ZM6 68H7V67H6ZM9 68H10V67H9ZM47 68H48V67H47ZM49 68H50V67H49ZM61 68H62V67H61ZM77 68H78V67H77ZM89 68H90V67H89ZM89 68H88V69H89ZM122 68H123V67H122ZM130 68H131V67H130ZM7 69H8V68H7ZM10 69H11V68H10ZM40 69H41V68H40ZM40 69H37V70H40ZM62 69H64V67H63ZM85 69H86V68H85ZM114 69H115V68H114ZM124 69H125V68H124ZM234 69H235V68H234ZM3 70H4V69H3ZM8 70H9V69H8ZM15 70H16V69H15ZM15 70H13V71H14V74H15ZM35 70H36V69H35ZM35 70H34V71H35ZM48 70H49V69H48ZM65 70H66V69H65ZM69 70H70V69H69ZM89 70H90V69H89ZM130 70H131V69H130ZM139 70H140V69H139ZM183 70H184V69H183ZM32 71H33V70H32ZM93 71H94V70H93ZM96 71H97V69H96ZM109 71H110V70H109ZM148 71H149V70H148ZM173 71H175V69H174ZM4 72H5V71H3V74H4ZM45 72H47V71H45ZM70 72H71V71H70ZM72 72H73V71H72ZM89 72H90V71H89ZM143 72H144V71H143ZM178 72H179V71H178ZM184 72H185V71H184ZM186 72H187V71H186ZM186 72H185V73H186ZM224 72H225V71H224ZM9 73H10V72H9ZM11 73H12V72H11ZM11 73H10V74H11ZM51 73H52V72H51ZM58 73H59V72H58ZM58 73H57V74H58ZM113 73H114V72H113ZM153 73H154V72H153ZM179 73H180V72H179ZM188 73H189V72H188ZM7 74H8V73H7ZM7 74H6V75H7ZM12 74H13V73H12ZM14 74H13V75H14ZM90 74H92V72H91ZM97 74H98V72H97ZM103 74H104V72H103ZM105 74H106V72H105ZM121 74H122V73H121ZM147 74H148V73H147ZM224 74H225V73H224ZM224 74H223V75H224ZM59 75H60V74H59ZM77 75H79V74H77ZM92 75H93V74H92ZM94 75H95V73H94ZM110 75H113V74H110ZM110 75H109V76H110ZM159 75H160V74H159ZM164 75H165V74H164ZM196 75H197V74H196ZM90 76H91V75H90ZM104 76H105V75H104ZM117 76H118V75H117ZM160 76L162 77L163 75H160ZM183 76H184V75H183ZM231 76H232V75H231ZM241 76H242V75H241ZM33 77H34V76H33ZM84 77H85V76H84ZM102 77H103V76H102ZM106 77H107V75H106ZM106 77H105V79H106ZM146 77H147V76H146ZM155 77H156V76H155ZM193 77H194V76H193ZM199 77H200V76H199ZM238 77H239V76H238ZM4 78H5V77H4ZM6 78H7V77H6ZM35 78H38V77H35ZM47 78H48V77H47ZM75 78H76V77H75ZM103 78H104V77H103ZM109 78H110V77H109ZM112 78H113V77H112ZM115 78H116V76H115ZM119 78H120V77H119ZM147 78H149V77H147ZM223 78H224V77H223ZM226 78H227V77H226ZM244 78H245V77H244ZM263 78H264V77H263ZM16 79H17V78H16ZM18 79H19V78H18ZM49 79H50V78H49ZM49 79H48V80H49ZM68 79H69V78H68ZM141 79H142V78H141ZM145 79H146V78H145ZM145 79H144V80H145ZM9 80H10V79H9ZM13 80H14V79H13ZM13 80H11V81H13ZM48 80H47V81H48ZM56 80H57V79H56ZM92 80H93V79H92ZM110 80H112V79H110ZM115 80H116V79H115ZM147 80H148V79H147ZM155 80H156V78H155ZM229 80H230V79H229ZM17 81H18V80H17ZM31 81H32V80H31ZM51 81H52V79H51ZM66 81H67V80H66ZM72 81H73V80H72ZM107 81H108V80H107ZM123 81L125 82V80H123ZM200 81H201V80H200ZM221 81H222V80H221ZM236 81H237V80H236ZM34 82H35V81H34ZM36 82H37V80H36ZM56 82H57V81H56ZM94 82H95V81H94ZM99 82H100V81H99ZM102 82H103V81H102ZM104 82H105V80H104ZM116 82H118V81H116ZM126 82H127V81H126ZM144 82H145V81H144ZM223 82H224V81H223ZM8 83H9V82H8ZM11 83L13 84V82H11ZM16 83H18V82H16ZM16 83H15V84H16ZM32 83H33V82H32ZM48 83H49V82H48ZM70 83H71V82H70ZM106 83H107V82H106ZM127 83H128V82H127ZM142 83H143V82H142ZM153 83H154V81H153ZM262 83H263V82H262ZM34 84H35V83H34ZM59 84H60V83H59ZM143 84H144V83H143ZM198 84H199V82H198ZM214 84H215V83H214ZM224 84H225V83H224ZM7 85H8V84H7ZM39 85L41 86V84H39ZM39 85H38V87H40ZM122 85H124V84H122ZM127 85H128V84H127ZM127 85H126V86H127ZM138 85H141V84H138ZM215 85H216V84H215ZM262 85H263V84H262ZM14 86H16V85H14ZM57 86H58V85H57ZM80 86H81V85H80ZM153 86H154V85H153ZM157 86H158V85H157ZM203 86H204V85H203ZM203 86H202V87H203ZM11 87H12V86H11ZM35 87H36V85H35ZM41 87H42V86H41ZM64 87H65V86H64ZM140 87H141V86H140ZM161 87H162V86H161ZM163 87H164V86H163ZM165 87H166V86H165ZM57 88H58V87H57ZM77 88H78V87H77ZM129 88H130V87H129ZM203 88H204V87H203ZM15 89H16V88H15ZM43 89H45V86H44ZM48 89H50V88H48ZM65 89H66V88H65ZM67 89H68V88H67ZM80 89H81V88H80ZM104 89H105V88H104ZM138 89H139V88H138ZM147 89H149V88H147ZM159 89H160V88H159ZM159 89H158V91H159ZM184 89H185V88H184ZM229 89H230V88H229ZM22 90H23V89H22ZM33 90H34V88H33ZM41 90H42V88H41ZM52 90H53V89H52ZM52 90H51V92H52ZM72 90H73V89H72ZM127 90H129V89H127ZM127 90H126V91H127ZM142 90H143V89H142ZM152 90H153V89H152ZM152 90H151V91H152ZM165 90H166V89H165ZM168 90H169V89H168ZM171 90H173V89H171ZM171 90H169V92H170ZM216 90H217V89H216ZM224 90H225V89H224ZM3 91H4V90H3ZM3 91H2V92H3ZM9 91H10V90H9ZM26 91H28V90H26ZM36 91H37V90H36ZM74 91H75V90H74ZM107 91H108V90H107ZM113 91H114V90H113ZM133 91H134V90H133ZM173 91H174V90H173ZM196 91H197V90H196ZM6 92H7V91H6ZM28 92H29V91H28ZM44 92H46V90H45ZM48 92H49V90H48ZM71 92H72V91L70 90V93H69L70 95H71ZM141 92H142V91H141ZM174 92H175V91H174ZM187 92H188V91H187ZM202 92H203V91H202ZM26 93H27V92H26ZM41 93H43V92H41ZM57 93L59 94V92H57ZM85 93H86V91H85ZM96 93H97V92H96ZM102 93H104V92H102ZM118 93H119V92H118ZM118 93H117V94H118ZM151 93H152V92H151ZM176 93H177V92H176ZM211 93H212V92H211ZM9 94H10V93H9ZM29 94H30V93H29ZM74 94H76V92H75ZM74 94H72V95L75 96ZM100 94H101V93H100ZM112 94H113V93H112ZM117 94H116V95H117ZM129 94H130V93H129ZM133 94H134V93H133ZM143 94H144V93H143ZM153 94H155V93H153ZM177 94H178V93H177ZM191 94H192V93H191ZM197 94H198V93H197ZM201 94H202V93H201ZM26 95H27V94H26ZM52 95H55V93L52 94ZM66 95H67V94H66ZM72 95H71V97H72ZM83 95H85L84 92H83ZM119 95H120V94H119ZM119 95H118V96H119ZM136 95H137V94H136ZM179 95H180V94H179ZM198 95H199V94H198ZM8 96H9V95H8ZM10 96H11V95H10ZM24 96H25V95H24ZM47 96H48V95H47ZM62 96H63V95H62ZM62 96H61V97H62ZM89 96H91V95H89ZM98 96H99V95H98ZM122 96H123V95H122ZM125 96H126V95H125ZM130 96H131V95H130ZM132 96H133V95H132ZM140 96H141V95H140ZM150 96H152V95H150ZM153 96H154V95H153ZM157 96H158V95H157ZM157 96H156V97H157ZM195 96H196V94H195ZM51 97H52V96H51ZM56 97H57V96H56ZM56 97H55V100H56ZM87 97H88V96H87ZM145 97H146V96H145ZM174 97H175V95H174ZM176 97H177V95H176ZM218 97H219V96H218ZM14 98H15V97H14ZM19 98H20V97H19ZM41 98H42V97H41ZM43 98H44V97H43ZM53 98H54V97H53ZM68 98H69V97H68ZM97 98H99V97H97ZM101 98H102V97H100V99H101ZM130 98H131V97H130ZM139 98H140V97H139ZM147 98L149 99V97H147ZM147 98H146V99H147ZM151 98H152V97H151ZM158 98H159V97H158ZM178 98H179V97H178ZM178 98H177V99H178ZM2 99H3V98H2ZM2 99H1V100H2ZM15 99H16V98H15ZM15 99H13V101H14ZM20 99H21V98H20ZM45 99H46V96H45ZM72 99H73V98H72ZM72 99H71V100H72ZM74 99H75V97H74ZM74 99H73V102H74ZM110 99H111V98H110ZM123 99H124V98H123ZM135 99H136V98H135ZM137 99H138V98H137ZM144 99H145V98H144ZM146 99H145V100H146ZM154 99H155V97H154ZM159 99H160V98H159ZM212 99H213V98H212ZM36 100H37V98H36ZM42 100H43V99H42ZM46 100H47V99H46ZM94 100H95V99H94ZM149 100H150V99H149ZM160 100H161V99H160ZM163 100H164V99H163ZM229 100H230V99H229ZM32 101H33V100H32ZM38 101H39V100H38ZM75 101H76V100H75ZM89 101H90V100H89ZM133 101H134V100H132V102H133ZM151 101H153V103H154V100H151ZM151 101L149 102V104H151ZM174 101H175V100H174ZM185 101H186V100H185ZM1 102H2V101H1ZM5 102H6V101H5ZM17 102H18V101H17ZM20 102H21V101H20ZM43 102H44V101H43ZM48 102H49V100H48ZM71 102H72V101H71ZM76 102H77V101H76ZM163 102H164V101H163ZM168 102H170V101H168ZM168 102H167V104H168ZM182 102H184V101H182ZM23 103H24V102H23ZM40 103H42V101H41ZM96 103H97V102H96ZM110 103H111V102H110ZM134 103H135V102H134ZM153 103H152V105H155V104H153ZM176 103H177V102H176ZM178 103H179V102H178ZM180 103H181V102H180ZM194 103H195V102H194ZM50 104H51V103H50ZM92 104H93V103H92ZM98 104H100L99 101H98ZM140 104H141V102H140ZM147 104H148V103H147ZM173 104H174V103H173ZM44 105H45V104H44ZM54 105H56V104H54ZM54 105H52V107H54ZM84 105H85V102H84ZM109 105H110V104H109ZM129 105L131 106L132 104H129ZM129 105H128V106H129ZM141 105H142V104H141ZM141 105H140V106H141ZM156 105H158V104H156ZM165 105H166V104H165ZM171 105H172V104H171ZM180 105H181V104H180ZM189 105H191V104H189ZM189 105H187V106H189ZM218 105H219V104H218ZM23 106H24V105H23ZM33 106H34V105H33ZM59 106H60V105H59ZM78 106H79V105H78ZM94 106H95V105H94ZM110 106H111V105H110ZM125 106H127V105H125ZM128 106H127V107H128ZM133 106H134V105H133ZM133 106H132V107H133ZM147 106H149V105H147ZM162 106H164V105H162ZM176 106H177V104H176ZM178 106H179V105H178ZM2 107H3V106H2ZM28 107H30V106H28ZM40 107H41V106H40ZM95 107H96V106H95ZM97 107H99V105H98ZM132 107H131V108H132ZM135 107H136V105H135ZM135 107L133 108V110L135 109ZM144 107H145V106H144ZM156 107H157V106H156ZM164 107H165V106H164ZM169 107H170V106H169ZM169 107H167V108H169ZM250 107H251V106H250ZM34 108H35V106H34ZM86 108H87V107H86ZM91 108H92V107H91ZM141 108H142V107H141ZM149 108H150V106H149ZM152 108H153V106H152ZM170 108H171V107H170ZM172 108H173V107H172ZM172 108H171V109H172ZM178 108H179V107H178ZM18 109H19V108H18ZM20 109H21V107H20ZM30 109H31V108H30ZM61 109H62V108H61ZM125 109L128 110L129 107H128V108H125ZM136 109H138V107H137ZM139 109H140V108H139ZM153 109L155 110V108H153ZM157 109H159V107H157ZM176 109H177V108H176ZM208 109H209V108H208ZM247 109H248V108H247ZM11 110H12V109H11ZM11 110H10V111H11ZM22 110H23V109H22ZM101 110H102V109H101ZM110 110H112V109H110ZM120 110H121V109H120ZM129 110H130V109H129ZM161 110H162V109H161ZM177 110H178V109H177ZM23 111H24V110H23ZM34 111H35V110H34ZM54 111H55V110H54ZM79 111H80V110H79ZM96 111H97V110H96ZM98 111H99V110H98ZM102 111H103V110H102ZM134 111H135V110H134ZM150 111H151V110H150ZM158 111H159V110H158ZM2 112H3V111H2ZM4 112H5V111H4ZM31 112H32V111H31ZM58 112H59V111H58ZM88 112H89V111H88ZM122 112H123V111H122ZM130 112H131V111H130ZM136 112H138V111H136ZM142 112H143V110H142ZM146 112H147V110H146ZM161 112H162V111H161ZM190 112H191V111H190ZM11 113H13V111H12ZM59 113H60V112H59ZM127 113H128V112H127ZM134 113H135V112H134ZM143 113H144V112H143ZM157 113H158V112H157ZM162 113H163V112H162ZM219 113H220V112H219ZM76 114H77V113H76ZM94 114H95V113H94ZM104 114H105V113H104ZM144 114H146V113H144ZM150 114H151V113H150ZM2 115H3V114H2ZM10 115H11V114H10ZM12 115H13V114H12ZM12 115H11V116H12ZM102 115H103V114H102ZM112 115H113V114H112ZM117 115H118V114H117ZM121 115H122V114H121ZM121 115H120V116H121ZM132 115H134V114L132 113ZM137 115H138V114H137ZM139 115L141 116L140 113H139ZM151 115H152V114H151ZM163 115H164V114H163ZM175 115H176V114H175ZM178 115H179V114H178ZM215 115H216V114H215ZM218 115H219V114H218ZM11 116H10V118H11ZM19 116H21V115H19ZM87 116H88V115H87ZM87 116H86V117H87ZM90 116H91V115H90ZM90 116H89V117H90ZM120 116H119V117H120ZM124 116H125V114H124ZM134 116H135V115H134ZM134 116H133V117H134ZM146 116H147V115H146ZM158 116H159V115H158ZM14 117H15V116H14ZM117 117H118V116H117ZM143 117H144V116H143ZM186 117H187V116H186ZM202 117H203V116H202ZM8 118H9V117H8ZM61 118H62V117H61ZM64 118H65V117H64ZM64 118H63V119H64ZM79 118H80V117H79ZM79 118H78V119H79ZM95 118H96V117H95ZM105 118H106V117H105ZM113 118H114V117H113ZM125 118H126V117H125ZM163 118H164V117H163ZM163 118H162V119H163ZM203 118H204V117H203ZM214 118H215V117H214ZM3 119H4V116H3ZM11 119H13V116H12ZM11 119H10V120H11ZM32 119H33V118H32ZM65 119H66V118H65ZM73 119H74V118H73ZM134 119H135V117H134ZM142 119H143V118H142ZM145 119H147V118H145ZM211 119H212V118H211ZM222 119H223V118H222ZM119 120H120V119H119ZM128 120H129V119H128ZM184 120H185V119H184ZM51 121H52V120H51ZM79 121H80V120H79ZM117 121H118V120H117ZM130 121H133V120L131 119ZM130 121H129V122H130ZM140 121H141V119H140ZM153 121H154V119H153ZM153 121H152V122H153ZM165 121L168 122L167 120H165ZM186 121H188V120H186ZM7 122L9 123L10 121L8 120ZM88 122H89V121H87V123H88ZM94 122H95V121H94ZM96 122H97V121H96ZM107 122H109V121L107 120ZM155 122H156V121H155ZM166 122H165V123H166ZM224 122H225V121H224ZM14 123L16 124L17 122H14ZM14 123H13V124H14ZM92 123H93V122H92ZM132 123H133V122H132ZM144 123H145V122H144ZM153 123H154V122H153ZM157 123H158V121H157ZM163 123H164V122H163ZM169 123H170V122H169ZM173 123H174V122H173ZM188 123H189V122H188ZM191 123H192V122H191ZM228 123H229V122H228ZM15 124H14V125H15ZM82 124H84V123H82ZM117 124H118V123H116V125H117ZM166 124H168V123H166ZM193 124H194V123H193ZM16 125H17V124H16ZM94 125H95V123H94ZM132 125H133V124H132ZM135 125H136V124H135ZM143 125H145V124H143ZM143 125H142V126H143ZM153 125H154V124H153ZM155 125H156V124H155ZM159 125H160V124H159ZM163 125H164V124H163ZM176 125H177V124H176ZM214 125H215V124H214ZM221 125H223V124H221ZM237 125H238V124H237ZM2 126L4 127V125H2ZM33 126H34V125H33ZM78 126H79V125H78ZM81 126H82V125H81ZM84 126H85V125H84ZM87 126H89V125H87ZM126 126H128V125H126ZM129 126H130V125H129ZM136 126H137V125H136ZM136 126H135V127H136ZM166 126H167V125H166ZM177 126H179V125H177ZM181 126H182V125H181ZM187 126H188V125H187ZM187 126H186V127H187ZM195 126H196V125H195ZM231 126H232V125H231ZM244 126H245V125H244ZM0 127H1V126H0ZM3 127H2V128H3ZM6 127H8V126H6ZM12 127H13V125H12ZM14 127H15V129L17 130V127H16V126H14ZM20 127H22V126H20ZM36 127H38V126H36ZM119 127H120V126H119ZM123 127H124V126H123ZM145 127H146V126H145ZM171 127H172V126H171ZM196 127H197V126H196ZM196 127H195V128H196ZM39 128H40V127H39ZM41 128H42V127H41ZM80 128H81V127H80ZM88 128H89V127H88ZM124 128H125V127H124ZM143 128H144V127H143ZM143 128H142V130H143ZM167 128H168V127H167ZM174 128H175V127H174ZM178 128L180 129V127H178ZM189 128H190V125H189ZM229 128H230V127H229ZM6 129H7V128H6ZM24 129H25V128H24ZM26 129H27V127H26ZM44 129H46V128H44ZM97 129H98V128H97ZM113 129H114V128H113ZM125 129H127V128H125ZM135 129H137V128H135ZM192 129H193V128H192ZM192 129H191V130H192ZM196 129H197V128H196ZM199 129H200V128H199ZM204 129H205V128H204ZM21 130H22V129H21ZM68 130H69V129H68ZM77 130H78V129H77ZM80 130H81V129H80ZM99 130H100V129H99ZM127 130H128V129H127ZM131 130H132V129H131ZM137 130H138V129H137ZM147 130H148V129H147ZM155 130H156V129H155ZM159 130H160V129H159ZM165 130H166V129H165ZM174 130H175V129H174ZM187 130H188V129H187ZM208 130H211V129H208ZM215 130H216V129H215ZM221 130H222V129H221ZM2 131H3V130H2ZM34 131H35V130H34ZM50 131H51V130H50ZM86 131H87V130H86ZM123 131H125V130H123ZM167 131H168V129H167ZM171 131H172V130H171ZM175 131H176V130H175ZM175 131H174V132H175ZM183 131H185V129H183ZM211 131H212V130H211ZM13 132H15V131L13 130ZM13 132H12V134H13ZM19 132H20V131L15 132V133H19ZM25 132H26V131H25ZM79 132H80V131H79ZM111 132H112V131H111ZM121 132H122V131H121ZM130 132H131V131H130ZM134 132H135V131H134ZM134 132H133V133H134ZM142 132H143V131H142ZM149 132H150V131H149ZM158 132H159V131H158ZM174 132H173V133H174ZM193 132H194V131H193ZM15 133H14V134H15ZM143 133H144V132H143ZM185 133H186V132H185ZM202 133H203V132H202ZM210 133H211V132H210ZM1 134H2V133H1ZM20 134H21V132H20ZM27 134H28V133H27ZM31 134H32V133H31ZM31 134H30V135H31ZM46 134H47V133H46ZM79 134H80V133H79ZM103 134H104V133H103ZM127 134H128V133H127ZM129 134H130V133H129ZM129 134H128V135H129ZM131 134H132V133H131ZM175 134H176V132H175ZM175 134H174V136H175ZM203 134H204V133H203ZM205 134H206V133H205ZM3 135L5 136V133H3ZM3 135H2V136H3ZM28 135H29V134H28ZM83 135H84V134H83ZM90 135H92V134H90ZM104 135H105V134H104ZM116 135H117V134H116ZM133 135H134V134H133ZM142 135H143V134H142ZM145 135H147V134H145ZM188 135H189V133H188ZM191 135H192V134H191ZM198 135H199V134H198ZM233 135H234V134H233ZM9 136H11V135H9ZM23 136H24V135H23ZM23 136H21V138H22ZM52 136H53V135H52ZM86 136H87V135H86ZM101 136H102V134H101L99 137H101ZM106 136H107V135H106ZM113 136H114V134H113ZM118 136H119V135H118ZM136 136H137V134H136ZM148 136H150V135H148ZM193 136H194V135H193ZM209 136H210V135H209ZM211 136H212V135H211ZM216 136H217V135H216ZM220 136H221V135H220ZM14 137H15V136H14ZM46 137H47V136H46ZM83 137H84V136H83ZM108 137H109V136H108ZM110 137H111V136H110ZM120 137H121V136H120ZM125 137H126V136H125ZM142 137H143V136H142ZM156 137H157V136H156ZM186 137H188V136H186ZM196 137H198V136H196ZM204 137H207V136H204ZM204 137H203V138H204ZM212 137H213V136H212ZM232 137H233V136H232ZM19 138H20V137H19ZM19 138H17V140H18ZM21 138H20V139H21ZM31 138H32V136H31ZM102 138H103V137H102ZM121 138H122V137H121ZM138 138H139V137H138ZM143 138H145V137H143ZM147 138H148V137H147ZM149 138L151 139V137H149ZM152 138H153V137H152ZM164 138H165V136H164ZM171 138H172V137H171ZM178 138H179V137H178ZM180 138H181V137H180ZM209 138H210V137H209ZM7 139H8V138H7ZM23 139H25V138L23 137V138H22V141H23ZM26 139H29V138H26ZM32 139H33V138H32ZM88 139H90V138H88ZM136 139H137V137H136ZM156 139H157V138H156ZM174 139H175V138H174ZM194 139H195V137H194ZM207 139H208V138H207ZM207 139L205 138V140H207ZM232 139H233V138H232ZM0 140L3 141L4 138H1ZM36 140H37V139H36ZM126 140H127V139H126ZM152 140H155V139H152ZM181 140H182V139H181ZM202 140H203V139H202ZM211 140H212V139H211ZM211 140H210V141H211ZM29 141H30V140H29ZM42 141H43V140H42ZM103 141H104V140H103ZM103 141H102V142H103ZM145 141H146V139H145ZM147 141H148V140H147ZM155 141H156V140H155ZM174 141H175V140H174ZM188 141H189V140H188ZM198 141H199V140H198ZM229 141H230V140H229ZM229 141H228V142H229ZM232 141H233V140H232ZM32 142H34V140H33ZM32 142H31V143H32ZM47 142H49V141H47ZM100 142H101V138H100ZM134 142H135V141H134ZM143 142H144V141H143ZM189 142H190V141H189ZM194 142H195V141H194ZM199 142H200V141H199ZM207 142H208V141H207ZM224 142H225V141H224ZM6 143H7V142H6ZM24 143H25V142H24ZM43 143H44V141H43ZM146 143H147V142H146ZM150 143H152V142L150 141ZM157 143H158V141H157ZM183 143H184V142H183ZM208 143H209V142H208ZM213 143H214V142H213ZM240 143H241V142H240ZM244 143H245V141H244ZM17 144H18V143H17ZM19 144H20V143H19ZM19 144H18V145H19ZM22 144H23V143H22ZM28 144H30V143H28ZM33 144H34V143H33ZM33 144H31V145H33ZM38 144H39V143H38ZM107 144H109V143H107ZM148 144H149V143H148ZM153 144H154V143H153ZM153 144H151V145L153 146ZM172 144H173V143H172ZM177 144H179V143H177ZM190 144H191V143H190ZM3 145H4V143H3ZM67 145H68V143H67ZM111 145H112V144H111ZM115 145H116V144H115ZM158 145H159V143H158ZM206 145H207V144H206ZM211 145H213V144H211ZM217 145H218V144H217ZM4 146H5V145H4ZM16 146H17V145H16ZM25 146H26V145H25ZM79 146H80V145H79ZM79 146H78V147H79ZM81 146H82V145H81ZM104 146H105V144L103 145V147H104ZM117 146H118V145H117ZM134 146H136V145L134 144ZM143 146H144V145H143ZM155 146H157V145H155ZM166 146H167V145H166ZM207 146H208V145H207ZM207 146H206V147H207ZM225 146H226V145H225ZM7 147H8V146H7ZM20 147H21V146H19V148H20ZM22 147H24V146H22ZM39 147H40V146H39ZM137 147H138V146H136V148H137ZM159 147H160V146H159ZM181 147H182V146H181ZM227 147H228V146H227ZM11 148H12V146H11ZM25 148H27V147H25ZM36 148H38V147H36ZM41 148H42V147H41ZM51 148H52V147H51V145H50V149H51ZM53 148H54V147H53ZM125 148H126V147H125ZM130 148H131V146H130ZM136 148H135V149H136ZM142 148H144V147H142ZM157 148H158V147H157ZM157 148H155V149H157ZM199 148H200V147H199ZM204 148H205V147H204ZM223 148H224V147H223ZM9 149H10V148H9ZM9 149H8V150H9ZM33 149H34V148H33ZM50 149H49V151H50ZM57 149H59V147H58ZM145 149H146V148H145ZM152 149H153V148H152ZM159 149H160V148H159ZM169 149H170V147H169ZM228 149H230V148H228ZM5 150H6V149H5ZM16 150H17V149H16ZM21 150H22V148H21ZM27 150H28V149H27ZM27 150H26V151H27ZM42 150H43V148H42ZM55 150H56V149H55ZM107 150H109V149H107ZM112 150H113V149H112ZM112 150H111V151H112ZM126 150H127V149H126ZM136 150H137V149H136ZM149 150L151 151V149H149ZM149 150H147V151H149ZM162 150H163V149H162ZM192 150H193V149H192ZM211 150H212V149H211ZM1 151H2V150H1ZM3 151H4V150H3ZM9 151H10V150H9ZM17 151H18V150H17ZM23 151H24V150H23ZM28 151H29V150H28ZM32 151H33V150H32ZM32 151H31V152H32ZM51 151H52V149H51ZM51 151H50V152H51ZM88 151H89V150H88ZM88 151H87V152H88ZM159 151H160V150H159ZM170 151H171V150H170ZM201 151H202V150H201ZM227 151H228V150H227ZM6 152H7V151H6ZM6 152H4V153L6 154ZM10 152H11V151H10ZM24 152H25V151H24ZM31 152H30V153H31ZM36 152H39V151H36ZM36 152H34V154H35ZM43 152H44V150H43ZM43 152H42V153H43ZM81 152H82V150H81ZM87 152H86V153H87ZM132 152H133V150H132ZM142 152H143V151H142ZM164 152H166V151H164ZM193 152H194V151H193ZM206 152H207V151H206ZM208 152H209V151H208ZM224 152H225V151H224ZM1 153H2V152H1ZM7 153H8V152H7ZM25 153H26V155H28L27 152H25ZM60 153H61V152H60ZM78 153H79V152H78ZM127 153H130V151L127 152ZM134 153H135V152H134ZM138 153H139V152H138ZM154 153H155V152H154ZM158 153H160V152H158ZM166 153H167V152H166ZM171 153H172V152H171ZM213 153H215V152H213ZM220 153H221V152H220ZM47 154H48V153H47ZM52 154L54 155L55 153H52ZM75 154H76V153H75ZM83 154H84V153H83ZM114 154H115V153H114ZM135 154H137V153H135ZM160 154L162 155V153H160ZM163 154H164V153H163ZM180 154H181V153H180ZM192 154H193V153H192ZM201 154H202V153H201ZM205 154H206V153H205ZM228 154H231V153H228ZM1 155H3V154H1ZM22 155H23V154H22ZM29 155H30V154H29ZM32 155H33V153H32ZM50 155H51V154H50ZM62 155H63V154H62ZM111 155H112V154H111ZM124 155H125V154H124ZM5 156H6V155H5ZM65 156H69V155H65ZM72 156H73V155H72ZM79 156H80V155H79ZM125 156H126V155H125ZM159 156H160V155H159ZM162 156H163V155H162ZM192 156H193V155H192ZM215 156H216V155H215ZM220 156H221V155H220ZM16 157H17V156H16ZM44 157H46V156L44 155ZM54 157H56V156L54 155ZM54 157H52V158H54ZM63 157H64V156H63ZM70 157H71V155H70ZM75 157H77V156H75ZM102 157H103V156H102ZM109 157H110V156H109ZM111 157H112V156H111ZM121 157H122V156H121ZM22 158H23V157H22ZM28 158H29V157H28ZM37 158H38V157H37ZM37 158H36V159H37ZM49 158H50V157H49ZM77 158H78V157H77ZM83 158H84V156H83ZM167 158H168V157H167ZM183 158H184V157H183ZM183 158H182V159H183ZM209 158H210V155H209ZM232 158H234V157H232ZM30 159H32V158L30 157ZM54 159H55V158H54ZM67 159H68V158H67ZM113 159H114V158H113ZM137 159H138V158H137ZM137 159H136V161H137ZM206 159H207V158H206ZM52 160H53V159H52ZM58 160H59V159H58ZM58 160H57V158H56L55 161H58ZM72 160H73V161H76L75 159H72ZM99 160H101V159H99ZM139 160H140V159H139ZM179 160H180V159H179ZM192 160H193V158H192ZM219 160H220V159H219ZM13 161H14V160H13ZM13 161H12V162H13ZM48 161H49V159H48ZM64 161H65V160H64ZM93 161H94V160H93ZM130 161H131V160H130ZM134 161H135V160H134ZM158 161H159V160H158ZM162 161H163V160H162ZM167 161H168V160H167ZM187 161H188V160H187ZM210 161H211V160H210ZM5 162H6V161H5ZM26 162H28V161L26 160ZM42 162H43V160H42ZM65 162H66V161H65ZM81 162H82V161H81ZM144 162H145V161H144ZM202 162H203V161H202ZM202 162H201V163H202ZM222 162H223V161H222ZM14 163H15V162H14ZM36 163H37V162H36ZM43 163H44V162H43ZM48 163H49V162H48ZM55 163H56V162H55ZM59 163H60V162H59ZM61 163H62V162H61ZM113 163H114V162H113ZM142 163H143V160H142L141 164H142ZM29 164H31V163H29ZM38 164H39V162H38ZM45 164H46V163H45ZM73 164H74V163H73ZM81 164H82V163H81ZM151 164H152V163H150V165H151ZM186 164H187V163H186ZM256 164H257V163H256ZM27 165H28V164H27ZM46 165H47V164H46ZM55 165H56V164H55ZM57 165H58V164H57ZM77 165H78V163H77ZM86 165H87V164H86ZM204 165H205V164H204ZM206 165H207V164H206ZM209 165H210V164H209ZM218 165H219V164H218ZM42 166H43V165H42ZM50 166H51V165H50ZM53 166H54V165H53ZM66 166H67V165H66ZM78 166H79V165H78ZM87 166H88V165H87ZM101 166H102V165H101ZM135 166H136V165H135ZM214 166H215V165H214ZM24 167H25V166H24ZM56 167H58V166H56ZM81 167H82V166H81ZM90 167H91V165H90ZM189 167H190V166H189ZM199 167H201V166H199ZM203 167H204V166H203ZM216 167H217V166H216ZM16 168H17V166H16ZM44 168H45V167H44ZM51 168H52V167H51ZM58 168L60 169V167H58ZM58 168H56V169H58ZM64 168H65V167H64ZM71 168H72V167H71ZM71 168H70V170H71ZM77 168H78V167H77ZM79 168H80V167H79ZM84 168H85V167H84ZM86 168H87V167H86ZM132 168H133V167H132ZM134 168H135V167H134ZM134 168H133V169H134ZM14 169H15V168H14ZM18 169H19V168H18ZM45 169H46V168H45ZM48 169H49V167H47V171H48ZM89 169H90V168H89ZM92 169H93V168H92ZM97 169H98V168H97ZM140 169H141V168H140ZM158 169H159V168H158ZM165 169H166V168H165ZM175 169H176V168H175ZM193 169H194V168H193ZM11 170H12V169H11ZM25 170H26V169H25ZM43 170H44V169H43ZM49 170H52V169H49ZM126 170H127V169H126ZM126 170H125V172H126ZM129 170H130V169H129ZM195 170H196V169H195ZM216 170H217V169H216ZM228 170H229V169H228ZM5 171H6V170H5ZM18 171H20V170H18ZM23 171H24V170H23ZM23 171H22V172H23ZM26 171H27V170H26ZM44 171H45V170H44ZM55 171L58 172V170H55ZM62 171H64V170H62ZM91 171H92V170H91ZM94 171H95V170H94ZM118 171H119V169H118ZM155 171H156V170H155ZM155 171H154V172H155ZM212 171H213V170H212ZM226 171H227V170H226ZM32 172H33V171H31V173H32ZM52 172H53V171H52ZM88 172H89V171H88ZM88 172H87V174H88ZM102 172H103V170H102ZM130 172H131V171H130ZM154 172H153V173H154ZM215 172H216V171H215ZM16 173H17V172H16ZM54 173H55V172H53V175H54ZM79 173H80V171H79ZM84 173H86V172H84ZM92 173H94V172H92ZM92 173H91V174H92ZM96 173H97V172H96ZM106 173H107V172H106ZM121 173H122V172H121ZM121 173H120V174H121ZM123 173H124V172H123ZM153 173H152V174H153ZM195 173H196V172H195ZM220 173H221V171H220ZM226 173H228V172H226ZM58 174H59V172H58ZM68 174H69V173H68ZM87 174H86V175H87ZM146 174H149V173H146ZM154 174H155V173H154ZM154 174H153V175H154ZM209 174H210V173H209ZM209 174H208V175H209ZM16 175H17V174H16ZM32 175H33V174H32ZM59 175H60V174H59ZM65 175H66V174H65ZM75 175H77V174H75ZM79 175L82 176L83 174L80 173ZM79 175H78V176H79ZM84 175H85V174H84ZM101 175H102V174H101ZM121 175H122V174H121ZM121 175H120V176H121ZM132 175H134V174L132 173L130 176H132ZM149 175H150V174H149ZM153 175H152V176H153ZM38 176H39V175H38ZM38 176H37V177H38ZM44 176H45V175H44ZM73 176H74V175H73ZM81 176H80V177H81ZM123 176H125V175H123ZM142 176H144V175H142ZM166 176H167V175H166ZM168 176H169V175H168ZM168 176H167V178H168ZM206 176H207V175H206ZM218 176H219V175H218ZM40 177H42V176H40ZM48 177H49V176H48ZM54 177H55V176H54ZM54 177L51 176L50 178H54ZM88 177H89V175H88ZM88 177H86V179H87ZM112 177H113V176H112ZM117 177L119 178V175H117ZM145 177H146V176H145ZM26 178H27V177H26ZM64 178H65V177H64ZM64 178H63V179H64ZM70 178H71V177H70ZM77 178H78V177H77ZM81 178H82V177H81ZM97 178H99V177H97ZM132 178H133V176H132ZM134 178H135V177H134ZM134 178H133V179H134ZM151 178H152V177H151ZM164 178H165V177H164ZM170 178H171V177H170ZM170 178H169V179H170ZM175 178H176V177H175ZM9 179H10V178H9ZM12 179H13V178H12ZM24 179H25V177H24ZM42 179H43V181H44V178H43V177H42ZM55 179H56V178H55ZM63 179H62V181L64 182L65 179H64V180H63ZM86 179H85V180H86ZM92 179H93V178H92ZM92 179H90V181H91ZM101 179H103V178H101ZM101 179H100V180H101ZM112 179H113V178H112ZM120 179H122V178H120ZM120 179H118V180H120ZM126 179H127V178H126ZM129 179H131V178H129ZM133 179H132V180H133ZM135 179H136V178H135ZM139 179H141V177H140ZM159 179H160V178H159ZM159 179H158V180H159ZM198 179H199V178H198ZM246 179H247V178H246ZM14 180H15V179H14ZM30 180H32V179H30ZM39 180H40V179H39ZM47 180H48V179H47ZM68 180H69V179H68ZM81 180H83V179H81ZM94 180H95V179H94ZM100 180H99V181H100ZM109 180H110V179H109ZM124 180H125V179H124ZM192 180H193V178H192ZM17 181H18V180H17ZM54 181H55V180H54ZM69 181H70V180H69ZM76 181H77V180H76ZM83 181H84V180H83ZM88 181H89V180H88ZM102 181H103V180H102ZM102 181H100V182H102ZM111 181H112V180H110V182H111ZM125 181H126V180H125ZM139 181H140V180H139ZM154 181H155V180H154ZM161 181H162V180H161ZM164 181H165V180H164ZM166 181H167V180H166ZM199 181H200V180H199ZM46 182H47V181H46ZM66 182H67V181H66ZM78 182H79V181H78ZM81 182H82V181H81ZM81 182H80V183H81ZM92 182H94V181H92ZM95 182H96V180H95ZM105 182H106V181H105ZM127 182H128V181H127ZM132 182H133V181H132ZM190 182H191V181H190ZM203 182H204V181H203ZM210 182H211V181H210ZM231 182H232V181H231ZM44 183H45V182H44ZM50 183H51V182H50ZM57 183H58V182H57ZM83 183H85V182H83ZM98 183H99V182H98ZM107 183H108V182H107ZM113 183H114V182H113ZM124 183H125V182H124ZM124 183H123V184H124ZM128 183H129V182H128ZM136 183H137V182H136ZM143 183H145V181H144ZM143 183H141V184H143ZM164 183H165V182H164ZM164 183H163V184H164ZM179 183H180V182H179ZM249 183H250V182H249ZM11 184H12V183H11ZM16 184H17V183H16ZM38 184H39V183H38ZM64 184H65V183H64ZM87 184H88V183H87ZM89 184H90V182H89ZM94 184H95V183H94ZM96 184H97V183H96ZM130 184H131V183H130ZM130 184H129V185H130ZM141 184H140V185H141ZM146 184H147V182H146ZM159 184H160V183H159ZM163 184H162V185H163ZM8 185H9V184H8ZM47 185H48V183H47ZM51 185H52V184H51ZM51 185H50V186H51ZM76 185H77V184H76ZM79 185H80V184H79ZM100 185H101V183L99 184L98 189H99V187H102V186H103V185H102V186H100ZM113 185H116V186H117V184H113ZM126 185H127V184H126ZM143 185H144V184H143ZM143 185H142V187H144ZM150 185H151V184H150ZM150 185H149V186H150ZM181 185H182V184H181ZM189 185H190V184H189ZM212 185H213V184H212ZM238 185H239V184H238ZM20 186H21V185H20ZM39 186H40V185H39ZM43 186H44V185H43ZM87 186H90V185H87ZM92 186H93V185H92ZM127 186H128V185H127ZM127 186H126V187H127ZM131 186H132V184H131ZM152 186H153V185H152ZM178 186H179V185H178ZM216 186H217V185H216ZM18 187H19V186H18ZM32 187H33V186H32ZM36 187H37V186H35L34 188H36ZM41 187H42V185H41ZM41 187H40V188H41ZM45 187H46V185H45ZM59 187H60V186H59ZM62 187H63V186H62ZM65 187H66V185H65ZM84 187H85V186H84ZM122 187H123V186H122ZM134 187H135V186H134ZM134 187H133V188H134ZM155 187H156V186H155ZM243 187H244V186H243ZM29 188H30V187H29ZM56 188H58V187L56 186ZM67 188H68V187H66V189H67ZM75 188H76V187H75ZM79 188L81 189V186H80ZM88 188H89V187H88ZM105 188H107V187H104V191H105ZM140 188H141V187H140ZM186 188L188 189V187H186ZM20 189H21V188H20ZM30 189H31V188H30ZM30 189H29V190H30ZM58 189H59V188H58ZM58 189H57V190H58ZM84 189H86V188H84ZM95 189H96V188H95ZM141 189H142V188H141ZM172 189H173V188H172ZM212 189H213V188H212ZM241 189H242V188H241ZM246 189H247V188H246ZM246 189H245V190H246ZM3 190H4V189H3ZM32 190H33V189H32ZM34 190L36 191V189H34ZM42 190H43V188H42ZM42 190H40V191H42ZM46 190H47V189H46ZM61 190L63 191V189H61ZM67 190H68V189H67ZM81 190L83 191V188H82ZM86 190H87V189H86ZM100 190H101V189H100ZM131 190H132V189H131ZM136 190H138V188H137ZM150 190H151V189H150ZM177 190H178V189H177ZM189 190H190V189H189ZM191 190H192V189H191ZM195 190H196V189H195ZM198 190H200V189L198 188ZM51 191H52V190H51ZM51 191H50V192H51ZM75 191H76V190H75ZM89 191H90V190H89ZM92 191L95 192V190H92ZM117 191H118V189H117ZM146 191H147V190H146ZM193 191H194V190H193ZM13 192H14V191H13ZM38 192H39V191H38ZM43 192H45V191H43ZM111 192H112V191H111ZM135 192H137V191H135ZM135 192H134V193H135ZM148 192H149V191H148ZM154 192H155V191H154ZM157 192H158V191H157ZM166 192H167V191H166ZM175 192H177V191H175ZM225 192H226V191H225ZM10 193H11V192H10ZM22 193H23V192H22ZM22 193H21V195H22ZM30 193H31V192H30ZM30 193H28V194H30ZM48 193H49V192H48ZM80 193H81V192H80ZM82 193H83V192H82ZM84 193H85V192H84ZM86 193H87V191H86ZM86 193H85V194H86ZM96 193H97V192H96ZM102 193H103V190H102V192H101L100 194H102ZM104 193H105V192H104ZM164 193H165V192H164ZM168 193H169V192H168ZM192 193H193V192H192ZM197 193H198V192H197ZM209 193H210V192H209ZM28 194L26 193V195H28ZM60 194L62 195V192H61ZM72 194H73V193H72ZM72 194L70 193V196H71ZM75 194H76V192H75ZM75 194H74V195H75ZM92 194H93V193H91V195H92ZM97 194H98V193H97ZM108 194H109V193H108ZM115 194H116V193H115ZM157 194H158V193H157ZM203 194H204V193H203ZM228 194H229V193H228ZM21 195H20V196H21ZM30 195H31V194H30ZM40 195L42 196L43 194H41V192H40ZM81 195H82V194H81ZM89 195H90V194H89ZM119 195H120V194H119ZM121 195H122V194H121ZM126 195H127V194H126ZM136 195H137V194H136ZM166 195H167V194H166ZM204 195H205V194H204ZM242 195H243V194H242ZM248 195H249V194H248ZM47 196H48V195H47ZM62 196H63V195H62ZM65 196H66V194H65ZM70 196H69V197H70ZM77 196H79V195H78V191H77ZM77 196H76V197H77ZM85 196H86V195H85ZM92 196H93V195H92ZM97 196H98V195H97ZM101 196H102V195H101ZM103 196H104V195H103ZM108 196H109V195H108ZM114 196H115V195H114ZM130 196H131V195H130ZM134 196H135V195H134ZM134 196H133V197H134ZM138 196H139V195H138ZM215 196H216V194H215ZM218 196H219V195H218ZM27 197H28V196H27ZM38 197H39V196H38ZM44 197H45V196H44ZM48 197H49V196H48ZM52 197H53V196H52ZM52 197H51V198H52ZM57 197H58V195H57ZM67 197H68V196H67ZM69 197H68V200H69ZM72 197H73V196H71V198H72ZM86 197H87V196H86ZM93 197H94V196H93ZM93 197H92V198H93ZM111 197H112V196H111ZM124 197H125V195H124ZM220 197H221V196H220ZM224 197H225V196H224ZM22 198H23V195H22ZM49 198H50V197H49ZM64 198H65V197H64ZM77 198H78V197H77ZM82 198H84V197H82ZM89 198H90V197H88V199H89ZM102 198H103V197H102ZM105 198H106V197H105ZM114 198H115V197H114ZM128 198H129V196H128ZM134 198H135V197H134ZM150 198H151V197H150ZM159 198H160V197H159ZM159 198H157V199H159ZM169 198H170V194H169ZM179 198H180V197H179ZM183 198H184V197H183ZM208 198H209V197H208ZM230 198H231V197H230ZM0 199H2V198H0ZM19 199H20V198H19ZM66 199H67V198H65V201H66ZM72 199H73V198H72ZM72 199H71V200H72ZM74 199H75V198H74ZM74 199H73V200H74ZM94 199H95V198H94ZM137 199H140V198H137ZM144 199H145V198H144ZM157 199H156V200H157ZM165 199H166V198H165ZM22 200H23V199H22ZM29 200H31V199H29ZM76 200H77V199H76ZM78 200H79V199H78ZM83 200H85V199H83ZM90 200H91V199H90ZM101 200H102V199H101ZM114 200H115V199H114ZM120 200L122 201V199H120ZM129 200H130V199H129ZM129 200H128V201H129ZM131 200H132V198H131ZM146 200H147V199H146ZM151 200H152V199H151ZM154 200H155V199H154ZM6 201H7V200H6ZM20 201H21V199H20ZM40 201H41V200H40ZM45 201H46V200H45ZM47 201H48V200H47ZM47 201H46V202H47ZM97 201H98V197H97ZM97 201H96V202H97ZM128 201H127V202H128ZM132 201H133V200H132ZM159 201H160V199H159ZM182 201H183V200H182ZM243 201H244V200H243ZM25 202H26V201H25ZM61 202H63V201H61ZM61 202H59V204H60ZM72 202H73V201H72ZM76 202H77V201H76ZM82 202H83V201H82ZM82 202H81V204H85V203H82ZM84 202H85V201H84ZM86 202H87V201H86ZM96 202H95V203H96ZM100 202H101V201H100ZM100 202H99V203H100ZM103 202H104V200H103ZM108 202H109V201H108ZM108 202H106V203H108ZM123 202H124V201H123ZM133 202H135V201H133ZM144 202H145V200H144ZM146 202H147V201H146ZM146 202H145V203H146ZM160 202H161V201H160ZM163 202H164V200H163ZM193 202H194V201H193ZM211 202H212V201H211ZM19 203H20V202H19ZM22 203H23V201H22ZM29 203H30V202H29ZM29 203H28V204H29ZM35 203H36V202H35ZM38 203H41V202H38ZM44 203H45V202H44ZM54 203H55V202H54ZM77 203H78V202H77ZM115 203H117V202H115ZM120 203H121V202H120ZM129 203H130V202H129ZM137 203H139V202H137ZM183 203H184V202H183ZM183 203H182V204H183ZM190 203H191V202H190ZM241 203H242V202H241ZM26 204H27V203H26ZM61 204H62V203H61ZM63 204H66V203H63ZM68 204H69V203H68ZM72 204H73V203H72ZM79 204H80V203H79ZM86 204H87V203H86ZM102 204H103V203H102ZM110 204H111V203H110ZM110 204H109V205H110ZM126 204H127V203H126ZM135 204H136V203H135ZM135 204H134V206H135ZM140 204H141L140 206H142L143 202L140 203ZM149 204H150V203H149ZM161 204H162V202H161ZM165 204H167V203H165ZM169 204H171V203H169ZM192 204H193V203H192ZM192 204H190V205H192ZM249 204H250V203H249ZM75 205H76V203H75ZM77 205H78V204H77ZM88 205H89V203H88ZM96 205H97V203H96ZM128 205H129V204H128ZM188 205H189V204H188ZM14 206H15V205H14ZM28 206H29V205H28ZM28 206H27V207H28ZM40 206H41L40 208H42V205H41V204H40ZM43 206H44V205H43ZM48 206H49V205H48ZM56 206H57V205H56ZM79 206H80V205H79ZM79 206H78V208H79ZM86 206H87V205H86ZM98 206H99V205H98ZM100 206H101V205H100ZM103 206H105V204H103ZM129 206H130V205H129ZM137 206H139V205H137ZM144 206H145V205H144ZM144 206H143V207H144ZM149 206H151V205H149ZM149 206H148V208H146V209L151 208V207H149ZM171 206H172V205H171ZM173 206H174V205H173ZM60 207H61V205H60ZM60 207L58 206L57 208H60ZM76 207H77V206H76ZM82 207H83V205L80 207V209H81ZM87 207H88V209H89V206H87ZM93 207H95V206H93ZM105 207H106V206H105ZM105 207H104V208H105ZM107 207H108V206H107ZM109 207H110V206H109ZM112 207H115V206H112ZM112 207H111V208H112ZM123 207H124V206H123ZM135 207H136V206H135ZM143 207H142V208H143ZM146 207H147V206H146ZM153 207H154V206H153ZM153 207H152V208H153ZM201 207H202V206H201ZM220 207H221V205H220ZM229 207H230V206H229ZM245 207H246V206H245ZM255 207H256V206H255ZM19 208H20V207H19ZM67 208H68V207H67ZM69 208H70V207H69ZM69 208H68V209H69ZM84 208H85V207H84ZM111 208H110V210H111ZM120 208H121V207H120ZM152 208H151V209H152ZM162 208H163V207H162ZM198 208H199V207H198ZM236 208H237V207H236ZM252 208H253V207H252ZM14 209H15V208H14ZM21 209H22V208H20V210H21ZM24 209H25V208H24ZM50 209H51V208H50ZM61 209H62V208H61ZM71 209H72V208H71ZM71 209H69V210H71ZM74 209H75V207H74ZM94 209H95V208H94ZM100 209H101V208H100ZM100 209L98 208V210H100ZM112 209H113V208H112ZM115 209H116V208H115ZM136 209H138V208L136 207ZM143 209H144V208H143ZM153 209H154V208H153ZM170 209H171V211H172V207H171ZM223 209H224V208H223ZM233 209H234V208H233ZM56 210H58V209H56ZM59 210H60V209H59ZM63 210H64V209H63ZM76 210H78V209H76ZM76 210H75V211H76ZM82 210H83V208H82ZM90 210H92V208H91ZM90 210H89V211H90ZM95 210H96V209H95ZM118 210H119V208H118ZM159 210H161V209H159ZM162 210H163V209H162ZM162 210H161V211H162ZM176 210H177V209H176ZM13 211H14V210L12 209V212H13ZM15 211H16V210H15ZM37 211H38V210H37ZM44 211H45V209H44ZM65 211H66V210H65ZM83 211H84V210H83ZM87 211H88V210H87ZM111 211H114V209L111 210ZM144 211H145V210H144ZM200 211H201V209H200ZM230 211H231V210H230ZM252 211H253V210H252ZM38 212H39V211H38ZM42 212H43V211H42ZM46 212H48V211H46ZM49 212H51V211H49ZM62 212H63V211H62ZM72 212H73V211H72ZM72 212H70L69 215H70V214L72 215ZM84 212H86V211H84ZM90 212H91V211H90ZM95 212H97V211H95ZM103 212H104V211H103ZM105 212H106V211H105ZM105 212H104V213H105ZM108 212H110V211H108ZM115 212H116V211H115ZM119 212H120V211H119ZM148 212H149V211H148ZM151 212H153V211L151 210ZM156 212H157V211H156ZM173 212L175 213V211H173ZM177 212H178V211H177ZM177 212H176V213H177ZM203 212H204V211H203ZM260 212H261V211H260ZM260 212H259V213H260ZM27 213H28V212H27ZM57 213H58V212H57ZM73 213H74V212H73ZM75 213H77V212H75ZM81 213H83V212H81ZM81 213H80V214H81ZM86 213H87V212H86ZM98 213H99V212H98ZM104 213H102V214H104ZM110 213H111V212H110ZM120 213H121V212H120ZM123 213H124V211H122V214H123ZM143 213H144V212H143ZM143 213H142V214H143ZM154 213H155V212H154ZM154 213H153V214H154ZM167 213H168V212H167ZM199 213H200V212H199ZM235 213H236V212H235ZM2 214H3V213H2ZM18 214H19V211H18ZM31 214H32V213H31ZM31 214H30V215H31ZM36 214H37V213H36ZM42 214H43V213H42ZM63 214H66V213H63ZM77 214H79V212H78ZM77 214H76V215H77ZM94 214H95V213H93V215H94ZM111 214H113V212H112ZM114 214H115V213H114ZM114 214H113V215H114ZM122 214H121V215H122ZM124 214H125V213H124ZM127 214H128V212H127ZM136 214H137V213H136ZM148 214H151V213H148ZM168 214H169V213H168ZM168 214H167V215H168ZM171 214H172V213H171ZM14 215H15V213H14ZM14 215H13V216H14ZM16 215H17V214H16ZM46 215H47V213H46ZM48 215H49V213H48ZM53 215H54V214H53ZM98 215H99V214H98ZM113 215H112V217H113ZM117 215H118V213H117ZM121 215H119V216H121ZM140 215H141V214H140ZM163 215H164V214H163ZM178 215H179V213H178ZM180 215H181V214H180ZM180 215H179V217H180ZM200 215H201V214H200ZM208 215H209V214H208ZM32 216H34V215H32ZM57 216H58V214H57ZM64 216H65V215H64ZM82 216L84 217V213H83ZM91 216H92V215H91ZM96 216H97V215H95V219L97 218ZM103 216H104V215H103ZM103 216H99V217L103 218ZM119 216H117V217H119ZM136 216H137V215H136ZM136 216H135V217H136ZM154 216H155V214H154ZM159 216H160V215H159ZM164 216H165V215H164ZM168 216H169V215H168ZM171 216H173V215H171ZM16 217H17V216H16ZM40 217H41V214H40ZM43 217H45V216H43ZM65 217H67V216H65ZM105 217H106V215H105ZM108 217H109V216H108ZM124 217H125V215H124ZM148 217H149V216H148ZM148 217H147V218H148ZM157 217H158V216H157ZM157 217H156V218H157ZM169 217H170V216H169ZM181 217H182V216H181ZM198 217H199V216H198ZM248 217H249V216H248ZM12 218H13V217H12ZM21 218H22V217H21ZM29 218H30V217H29ZM32 218H34V217H32ZM32 218H31V219H32ZM37 218H38V217H37ZM37 218H35V219H37ZM46 218H47V216H46ZM49 218H50V217H49ZM52 218H55V217H52ZM63 218H64V217H63ZM70 218H72V217H70ZM77 218H79V217H77ZM87 218H88V217H87ZM114 218H115V217H114ZM120 218H121V217H120ZM127 218H128V217H127ZM149 218H150V217H149ZM149 218L146 219L145 222H146L147 220H149ZM154 218H155V217H154ZM156 218H155V219H156ZM158 218H160V217H158ZM162 218H163V217H162ZM162 218H161V219H162ZM183 218H184V217H183ZM260 218H261V217H260ZM7 219H8V218H7ZM14 219H15V218H14ZM14 219H13V220H14ZM18 219H20V218H18ZM40 219H41V218H40ZM60 219H61V217H60ZM80 219H82V218L80 217ZM89 219H90V218H89ZM92 219H93V218H92ZM97 219H98V218H97ZM97 219H96V220H97ZM104 219H105V218H104ZM106 219H107V218H106ZM128 219H129V218H128ZM130 219H131V218H130ZM136 219H138V218H136ZM151 219L153 220V218H151ZM163 219H165V217H164ZM166 219H168V218H166ZM184 219H185V218H184ZM187 219H188V217H187ZM263 219H264V218H263ZM37 220L39 221V219H37ZM41 220H42V219H41ZM45 220H46V219H45ZM57 220H58V219H57ZM57 220H56V221H57ZM61 220H62V219H61ZM64 220H65V218H64ZM78 220H79V219H78ZM108 220H109V218H108ZM134 220H135V219H134ZM142 220H143V219H142ZM230 220H231V218H230ZM232 220H233V219H232ZM240 220H241V219H240ZM35 221H36V220H35ZM52 221H53V220H51L50 222H52ZM54 221H55V220H54ZM72 221H73V220H72ZM102 221L104 222V224L107 223V222L105 223L104 220H102ZM117 221H118V219H117ZM125 221H126V220H125ZM125 221H124V222H125ZM129 221H130V220H128L127 223H129ZM131 221H132V220H131ZM157 221H158V219L156 220V222H157ZM163 221H165V220H163ZM173 221H174V220H173ZM173 221H172V222H173ZM179 221H180V220H179ZM182 221H183V219H182ZM182 221H180V222H182ZM244 221H246V220H244ZM248 221H249V220H248ZM259 221H261V220H259ZM6 222H7V221H6ZM24 222H25V221H24ZM32 222H33V221H32ZM58 222H60V221H58ZM63 222H64V221H63ZM74 222H75V221H74ZM76 222H77V221H76ZM95 222L97 223L98 221H95ZM112 222H113V221H112ZM132 222H133V221H132ZM135 222H136V220H135ZM137 222H138V220H137ZM137 222H136V223H137ZM142 222H143V221H142ZM172 222H171V223H172ZM199 222H200V221H199ZM231 222H232V221H231ZM20 223H21V221H20ZM27 223H28V221H27ZM29 223H31L30 220H29ZM42 223H44V221H43ZM68 223H69V222H68ZM71 223H72V222H71ZM101 223H102V222H101ZM146 223H147V222H146ZM163 223H164V222H163ZM169 223H170V221H169ZM183 223H184V222H183ZM189 223H190V222H189ZM248 223H249V222H248ZM259 223H260V222H259ZM17 224H18V223H17ZM34 224H35V223H34ZM39 224H41V223H39ZM48 224H49V223H48ZM51 224H53V223H51ZM51 224H50V225H51ZM61 224H63V223H61ZM74 224H75V223H74ZM80 224H81V223H80ZM92 224H94V223H92ZM99 224H100V223H99ZM147 224H149V222H148ZM154 224H158V223H154ZM185 224H186V223H185ZM212 224H213V223H212ZM252 224H253V223H252ZM10 225H11V224H10ZM10 225H9V226H10ZM12 225H13V224H12ZM22 225H23V224H22ZM31 225H32V224H31ZM75 225H76V224H75ZM81 225H83V224H81ZM96 225H97V224H96ZM102 225H103V224H102ZM107 225H108V224H107ZM109 225H110V224H109ZM115 225H116V224H115ZM121 225H122V224H121ZM136 225H137V224H136ZM143 225H144V222H143ZM161 225H162V223H161ZM165 225H166V224H165ZM176 225H177V224H176ZM186 225H187V224H186ZM213 225H214V224H213ZM24 226H25V224H24ZM59 226H60V225H59ZM70 226H71V225H70ZM73 226H74V225H73ZM77 226H78V225H77ZM94 226H95V225H94ZM100 226H101V225H100ZM112 226H113V225H112ZM117 226H119V225H116V226H113V227L116 228ZM123 226H124V225H123ZM138 226H139V225H138ZM181 226H182V225H181ZM200 226H201V225H200ZM6 227H8L7 224H6ZM13 227H14V226H13ZM27 227H29V226H27ZM34 227H35V225H34ZM36 227H37V225H36ZM80 227L83 228V226H80ZM80 227L78 226V229H79ZM89 227H90V225H89ZM128 227H129V226H128ZM130 227H131V225H130ZM132 227H133V226H132ZM139 227H140V226H139ZM168 227H169V226H168ZM173 227H174V225H173ZM179 227H180V226H179ZM17 228H18V227H17ZM50 228H51V227H50ZM82 228H81V229H82ZM90 228H91V227H90ZM100 228H102V227H100ZM100 228H99V229H100ZM104 228H106V227H104ZM107 228H110V227H107ZM115 228H114V229H115ZM119 228H120V227H119ZM119 228H118V229H119ZM122 228H123V227H122ZM154 228H155V226H154ZM160 228H161V226H160ZM162 228H163V226H162ZM166 228H167V227H166ZM170 228H172V227H170ZM170 228H169V229H170ZM206 228H207V227H206ZM215 228H217V226H215ZM8 229H9V228H8ZM11 229H12V228H11ZM15 229H16V228H15ZM15 229H14V230H15ZM21 229L24 231L23 228H21ZM31 229L33 230V228H31ZM34 229H35V228H34ZM38 229H39V228H38ZM38 229H37V230H38ZM48 229H49V228H48ZM48 229H47V230H48ZM53 229H54V228H53ZM63 229L66 230L65 228H63ZM70 229H71V228H70ZM73 229H74V227H73ZM76 229H77V228H76ZM81 229H80V232H81ZM88 229H89V228H88ZM94 229H95V228H94ZM94 229H93V230H94ZM116 229H117V228H116ZM118 229H117V230H118ZM124 229H126V228H123L122 230H119V231H124ZM133 229H134V228H133ZM145 229H146V228H145ZM147 229H148V232H149V231H150L149 228H147ZM164 229H165V227H164ZM167 229H168V228H167ZM174 229H175V228H174ZM179 229H180V228H179ZM183 229H184V228H183ZM204 229H205V227H204ZM17 230H18V229H17ZM17 230H16V231H17ZM22 230H21V231H22ZM103 230H105V229H103ZM129 230H131V229H129ZM143 230H144V229H143ZM156 230L159 231V229H156ZM193 230H194V229H193ZM206 230H207V229H206ZM236 230H237V229H236ZM238 230H239V229H238ZM263 230H264V228H263ZM38 231H39V230H38ZM53 231H54V230H53ZM56 231H57V230H56ZM70 231H71V230H70ZM76 231H77V230H76ZM82 231H83V229H82ZM88 231H89V230H88ZM101 231H102V229H101ZM126 231L128 232L127 229H126ZM126 231H125V232H126ZM144 231H145V230H144ZM158 231H154V232H156L155 234H158ZM173 231H174V230H173ZM178 231H180V230H178ZM186 231H187V230H186ZM240 231H242V230H240ZM5 232H6V231H5ZM14 232H15V231H14ZM17 232H18V231H17ZM54 232H55V231H54ZM78 232H79V231H78ZM80 232H79V233H80ZM86 232H87V231H86ZM97 232H98V231H97ZM99 232H100V231H99ZM116 232H117V231H116ZM127 232H126V233H127ZM129 232H130V231H129ZM131 232H134V230L131 231ZM151 232H152V231H151ZM161 232H162V230H161ZM168 232H169V231H168ZM171 232H172V231H171ZM171 232H169V233H171ZM184 232H185V231H184ZM194 232H195V230H194ZM197 232H198V231H197ZM214 232H215V231H214ZM12 233H13V232H12ZM20 233H21V232H20ZM24 233H25V231H24ZM43 233H44V232H43ZM48 233H49V232H48ZM56 233H57V232H56ZM62 233H63V232H62ZM65 233H66V231H65ZM67 233H68V232H67ZM69 233H70V232H69ZM83 233H84V232H83ZM83 233H82V235H83ZM89 233H91V232H89ZM95 233H96V232H94V234H95ZM108 233H109V230H108ZM108 233H107V234H108ZM111 233H112V232H111ZM137 233H138V232H137ZM149 233H150V232H149ZM180 233H181V232H180ZM192 233H193V231H192ZM236 233H237V232H236ZM257 233H258V232H257ZM26 234H28V231H26ZM33 234H34V233H33ZM59 234H61V233H59ZM71 234H72V233H71ZM71 234H70L69 236H71ZM74 234H75V233H74ZM84 234H85V233H84ZM91 234H92V233H91ZM97 234H98V233H97ZM97 234H96V235H97ZM99 234H100V233H99ZM121 234H122V233H121ZM133 234H134V233H133ZM133 234H132V235H133ZM135 234H136V233H135ZM150 234H151V233H150ZM173 234H174V233H173ZM175 234H176V233H175ZM177 234H178V233H177ZM182 234H183V233H182ZM198 234H199V233H198ZM214 234H215V233H214ZM237 234H238V233H237ZM4 235H5V234H4ZM8 235H9V234H8ZM14 235H15V238L18 236V235H16L15 233H14ZM22 235H23V233H22ZM35 235H36V234H35ZM47 235H48V234H47ZM57 235H58V234H57ZM62 235H63V234H62ZM80 235H81V234H80ZM80 235L78 236V238L80 237ZM108 235H109V234H108ZM112 235H113V234H112ZM124 235H126V234H124ZM129 235H130V233H129ZM129 235H128V236H129ZM140 235H141V234H140ZM143 235H144V232H143ZM148 235H149V234H148ZM185 235H187V234H185ZM189 235H190V234H189ZM33 236H34V235H32V237H33ZM50 236H52V235H50ZM58 236H59V235H58ZM67 236H68V235H67ZM83 236H84V235H83ZM90 236H92V235H90ZM90 236H89V234H88V237H90ZM98 236L100 237L101 235H98ZM104 236H105V235H104ZM116 236H117V235H116ZM134 236H135V235H134ZM151 236H152V235H151ZM154 236H155V235H154ZM161 236H164V235L162 234ZM211 236H212V234H211ZM18 237H19V236H18ZM21 237H22V236H21ZM21 237H20V238H21ZM34 237H35V236H34ZM46 237H47V236H46ZM46 237H45V238H46ZM63 237H64V236H63ZM75 237H76V236H75ZM95 237H96V236H95ZM99 237H98V238H99ZM101 237H102V236H101ZM106 237H107V236H106ZM106 237H105V238H106ZM117 237H119V236H117ZM139 237H140V236H139ZM139 237H138V238H139ZM152 237H153V236H152ZM168 237H169V236H168ZM184 237H185V236H184ZM219 237H220V235H219ZM226 237H227V236H226ZM226 237H225V238H226ZM28 238H29V237H28ZM52 238H53V237H52ZM64 238H65V237H64ZM82 238H83V237H82ZM86 238H87V236H86ZM96 238H97V237H96ZM105 238H104V240H105ZM123 238H124V237H123ZM126 238H127V235H126ZM126 238H124V239H126ZM131 238H133V237H131ZM140 238H142V237H140ZM140 238H139V239H140ZM143 238H144V237H143ZM145 238H146V237H145ZM175 238H176V237H175ZM179 238H180V236H179ZM181 238H182V237H181ZM193 238H194V237H193ZM223 238H224V237H223ZM239 238H240V237H239ZM252 238H253V237H252ZM10 239H11V238H10ZM17 239H18V238H16V240H17ZM30 239H31V237H30ZM30 239H29V240H30ZM32 239H33V241L35 240L34 238H32ZM39 239H40V238H39ZM62 239H63V238H62ZM74 239H75V238H74ZM74 239H73V240H74ZM107 239H108V237H107ZM110 239H111V237H110ZM129 239H130V238H129ZM129 239H128V240H129ZM134 239H135V237H134ZM134 239H133V240H134ZM139 239H138V240H139ZM160 239H161V238H160ZM163 239H164V238H163ZM172 239H173V238H172ZM172 239H171V240H172ZM177 239H178V238H176V240H177ZM210 239H211V238H210ZM214 239H216V238H214ZM244 239H245V238H244ZM256 239H257V238H256ZM5 240H7V239L5 238ZM8 240H9V239H8ZM14 240H15V239H14ZM16 240H15V241H16ZM20 240H21V239H20ZM51 240H52V239H51ZM51 240L49 239V241H51ZM65 240H66V239H65ZM68 240H69V237H68ZM71 240H72V239H71ZM79 240H80V239H79ZM84 240H85V239H84ZM100 240H101V239H100ZM112 240H114V239H112ZM118 240H119V239L117 238L116 241L119 242ZM133 240H132V242H133ZM138 240H137V241H138ZM142 240H143V239H142ZM144 240H146V239H144ZM190 240H191V239H190ZM190 240H189V241H190ZM196 240H198V239H196ZM9 241H11V240H9ZM41 241H42V240H41ZM81 241H82V240H80V242H81ZM86 241H87V240H86ZM92 241H93V240H92ZM94 241H95V240H94ZM94 241H93V242H94ZM98 241H99V240H98ZM102 241H103V240H102ZM126 241H127V239H126ZM150 241H151V238H150ZM159 241H160V240H159ZM162 241H163V240H162ZM162 241H161V242H162ZM166 241H167V240H166ZM166 241H165V242H166ZM169 241H170V240H169ZM173 241H174V240H173ZM177 241H178V240H177ZM193 241H194V240H193ZM193 241H190V242L192 243ZM208 241H209V240H208ZM212 241H214V240H212ZM212 241H211V242H212ZM217 241H218V240H217ZM225 241H226V240H225ZM229 241H230V240H229ZM238 241H239V239H238ZM241 241H242V240H241ZM1 242H2V241H1ZM7 242H8V241H7ZM7 242H5V243H7ZM17 242H18V241H17ZM47 242H48V241H47ZM52 242H53V241H52ZM57 242H58V241H57ZM66 242H67V241H66ZM70 242H71V241H70ZM96 242H97V239H96ZM99 242H100V241H99ZM109 242H110V241H109ZM124 242H125V241H124ZM129 242H130V241H129ZM134 242H136V240H135ZM142 242H144V241H142ZM147 242H148V241H147ZM175 242H176V241H175ZM222 242H223V241H222ZM234 242H235V241H234ZM246 242H247V241H246ZM3 243H4V242H3ZM15 243H16V242H15ZM15 243H14V244H15ZM39 243H41V242H39ZM50 243H51V242H50ZM82 243H84V242H82ZM85 243H86V242H85ZM87 243H88V241H87ZM100 243H101V242H100ZM111 243H112V241H111ZM115 243H116V242H115ZM120 243H123V242H120ZM120 243H119V244H120ZM169 243H170V242H169ZM200 243H201V242H200ZM238 243H239V242H238ZM249 243H250V242H249ZM263 243H264V242H263ZM8 244H9V243H8ZM30 244H32V242H31ZM36 244H37V243H36ZM62 244H63V243H62ZM65 244H66V243H65ZM67 244H69V243H67ZM77 244H78V243H77ZM77 244H76V245H77ZM80 244H81V243H80ZM89 244H90V242H89ZM92 244H93V243H92ZM131 244H132V243H131ZM134 244H135V243H134ZM143 244H144V243H142V245H143ZM166 244H167V243H166ZM173 244H174V243H173ZM178 244H179V243H178ZM178 244H177V245H178ZM194 244H195V243H194ZM196 244H198V243H196ZM196 244H195V245H196ZM209 244H210V243H209ZM246 244H247V243H246ZM44 245H47V244H44ZM48 245H49V244H48ZM71 245H72V244H71ZM73 245H74V244H73ZM83 245H85V244H83ZM83 245H82V246H83ZM100 245H101V244H100ZM117 245H118V244H117ZM129 245H130V244H129ZM148 245H150V243H148ZM159 245H160V244H159ZM168 245H169V244H168ZM174 245H176V244H174ZM1 246H2V245H1ZM15 246H16V245H15ZM38 246H39V248L41 247L40 245H38ZM62 246H64V245H61V247H62ZM82 246H81V247H82ZM88 246H91V245H88ZM88 246H87V247H88ZM130 246H131V245H130ZM219 246H220V245H219ZM230 246H231V245H230ZM230 246H229V247H230ZM33 247H34V246H33ZM33 247L31 246L30 249L33 248ZM59 247H60V246H59ZM64 247H65V246H64ZM75 247H76V246H75ZM75 247H74V248H75ZM79 247H80V246H79ZM116 247H118V246H116ZM119 247H120V246H119ZM139 247H140V246H139ZM144 247H145V245H144ZM150 247H151V246H149V248H150ZM158 247H159V246H158ZM163 247H164V246H163ZM174 247L177 248V246H174ZM199 247H200V246H198V248H199ZM205 247H206V246H205ZM211 247H212V246H211ZM229 247H228V248H229ZM234 247H235V246H234ZM0 248H1V247H0ZM2 248H4V246H3ZM7 248H8V247H7ZM7 248H6V249H7ZM14 248L16 249L17 247H14ZM18 248H19V246H18ZM46 248H47V247H46ZM85 248H86V247H85ZM90 248H93V246L90 247ZM102 248H103V247H102ZM108 248H109V247H108ZM137 248H138V247H137ZM151 248H152V247H151ZM154 248H156V247H154ZM170 248H171V247H170ZM200 248H201V247H200ZM216 248H218V247H215V249H216ZM226 248H227V247H226ZM23 249H24V247H23ZM35 249H36V247H35ZM43 249H44V248H43ZM49 249H50V248H49ZM61 249H62V248H61ZM67 249H68V248H67ZM69 249H70V248H69ZM69 249H68V251H69ZM77 249H78V248H77ZM79 249H80V248H79ZM81 249H82V248H81ZM116 249H117V248H116ZM116 249H115V250H116ZM118 249H119V248H118ZM120 249H122V248H120ZM126 249H127V248H126ZM132 249H133V248H132ZM132 249H131V250H132ZM142 249H143V248H142ZM142 249H141V251H142ZM145 249H146V248H144L143 250L145 251ZM161 249H162V248H161ZM172 249H173V248H172ZM185 249H186V248H185ZM187 249H189V248H187ZM196 249H197V248H196ZM205 249H206V248H205ZM208 249H209V247H208ZM3 250H4V249H3ZM9 250H10V249H9ZM36 250H38V249H36ZM57 250H58V248H57ZM105 250H106V249H105ZM108 250H109V249H108ZM111 250H112V249H111ZM124 250H125V248H124ZM150 250H151V249H150ZM156 250H157V249H156ZM164 250H165V249H164ZM164 250H163V252H164ZM173 250L175 251V249H173ZM180 250H182V248H181ZM189 250H190V249H189ZM191 250H192V249H191ZM231 250H232V249H231ZM261 250H262V249H261ZM4 251H5V250H4ZM12 251H13V250H12ZM42 251H43V250H42ZM44 251H45V250H44ZM44 251H43V254H44ZM46 251H47V250H46ZM61 251H63V250H61ZM68 251H67V252H68ZM75 251H76V250H75ZM83 251H84V250H83ZM87 251H88V249H87ZM90 251H91V250H90ZM90 251H89V252H90ZM93 251H94V250H93ZM96 251H97V250H96ZM109 251H110V250H109ZM132 251H133V250H132ZM141 251H140L139 254H141ZM147 251H149V250H147ZM170 251H171V250H170ZM176 251H177V250H176ZM187 251H188V250H187ZM205 251H207V250H205ZM226 251H227V250H226ZM228 251H229V250H228ZM232 251H233V250H232ZM232 251H230V252L232 253ZM0 252H1V251H0ZM6 252H7V251H6ZM6 252H3V253H6ZM10 252H11V251H10ZM38 252H39V251H38ZM58 252H59V251H58ZM78 252H79V251H78ZM80 252H81V250H80ZM99 252H100V251H99ZM110 252H111V251H110ZM110 252H109V253H110ZM113 252H114V250H113ZM121 252H122V250H121ZM177 252H178V251H177ZM221 252H222V251H221ZM25 253H27V252H24V255H25ZM47 253H49V252H47ZM87 253H88V252H87ZM102 253H103V252H102ZM116 253H117V252H116ZM125 253H126V252H125ZM131 253H132V252H131ZM142 253H143V251H142ZM159 253H160V252H159ZM183 253H184V251H183ZM186 253H187V252H186ZM212 253H213V251H212ZM216 253H217V252H216ZM219 253H220V252H219ZM1 254H2V253H1ZM9 254H12V253H9ZM9 254H8V255H9ZM15 254H16V253H15ZM15 254H14V255H15ZM20 254H21V253H20ZM39 254H40V253H39ZM59 254H60V253H59ZM65 254H66V253H65ZM82 254H84V253H82ZM97 254H98V253H97ZM107 254H108V253H107ZM137 254H138V253H137ZM149 254H150V253H149ZM167 254H169V253H167ZM170 254H171V253H170ZM220 254H221V253H220ZM27 255H28V254H27ZM40 255H41V254H40ZM40 255H39V256H40ZM45 255H46V254H45ZM56 255H57V254H56ZM67 255H69V254H67ZM86 255H87V254H85V256H86ZM112 255H113V254H112ZM131 255H132V254H131ZM133 255H134V254H133ZM152 255H153V254H152ZM171 255H172V254H171ZM181 255H182V257H183L184 254H181ZM206 255H207V254H206ZM223 255H224V254H223ZM223 255H222V256H223ZM0 256H1V255H0ZM5 256H6V255H5ZM20 256H21V255H20ZM29 256H30V255H29ZM29 256H28V257H29ZM48 256H50V255H48ZM62 256H63V255H62ZM62 256H61V257H62ZM70 256H71V255H70ZM85 256L83 255V257H85ZM102 256H103V255H102ZM124 256H125V255H124ZM126 256H129V255H126ZM140 256H141V255H140ZM149 256H150V255H149ZM158 256H159V255H158ZM160 256L163 257L164 255L160 254ZM176 256H177V255H176ZM195 256H196V255H195ZM203 256H204V255H203ZM217 256H218V255H217ZM220 256H221V255H220ZM32 257H33V256H32ZM45 257H46V256H45ZM66 257H68V256H66ZM66 257H65V258H66ZM77 257H78V255H77ZM81 257H82V256H81ZM87 257H88V256H87ZM114 257H115V256H114ZM135 257H136V256H135ZM138 257H139V255H138ZM143 257H144V255H143ZM143 257H142V258H143ZM153 257H157V255H155V256H153ZM184 257H185V256H184ZM200 257H201V255H200ZM212 257H213V256H212ZM34 258H35V257H34ZM49 258H50V257H49ZM49 258H45V259H49ZM53 258H54V257H53ZM62 258H63V257H62ZM68 258H69V257H68ZM91 258H92V256H91ZM91 258H90V259H91ZM128 258H129V257H128ZM140 258H141V257H140ZM144 258H146V257H144ZM150 258H151V257H150ZM171 258H172V257H171ZM204 258L206 259V257H204ZM214 258H215V257H214ZM223 258H224V257H223ZM30 259H31V258H30ZM66 259H67V258H66ZM104 259H107V257L104 258ZM125 259H126V258H125ZM129 259H130V258H129ZM134 259H136V258H134ZM147 259H148V258H146V260H147ZM155 259H156V258H155ZM158 259H160V258H158ZM167 259H168V257H167ZM199 259H200V258H199ZM0 260H1V259H0ZM9 260H10V259H9ZM50 260H51V258H50ZM57 260L59 261V259H57ZM100 260H101V259H100ZM100 260H99V261H100ZM112 260H113V259H112ZM126 260H127V259H126ZM126 260H125V261H126ZM144 260H145V259H144ZM144 260H143V261H144ZM146 260H145V261H146ZM152 260L154 261V259H152ZM160 260H161V259H160ZM162 260H163V259H162ZM171 260H173V258H172ZM180 260H181V259H180ZM206 260H207V259H206ZM213 260H214V259H213ZM216 260H217V259H216ZM221 260H222V259H221ZM221 260H220V261H221ZM223 260H224V259H223ZM257 260H258V259H257ZM2 261H3V260H2ZM42 261H43V260H42ZM61 261H62V260H61ZM61 261H60V262H61ZM74 261H75V260H74ZM83 261L85 262V259H83ZM91 261H92V259H91ZM116 261H118V260H116ZM119 261H120V260H119ZM123 261H124V260H123ZM127 261H128V260H127ZM129 261H131V260H129ZM129 261H128V262H129ZM132 261H133V260H132ZM145 261H144V262H145ZM153 261H152V262H153ZM156 261H157V260H156ZM164 261H166L165 257H164ZM164 261H163V262H164ZM177 261H178V260H177ZM177 261H176L175 263H177ZM192 261H193V260H192ZM207 261H209V260H207ZM217 261H219V260H217ZM230 261H231V260H230ZM234 261H235V260H234ZM243 261H246V260H243ZM258 261H259V260H258ZM8 262H9V261H8ZM19 262H20V261H19ZM22 262H23V261H22ZM50 262H51V261H50ZM50 262H49V263H50ZM54 262H56V261H54ZM78 262H79V259H78ZM80 262H81V261H80ZM87 262H88V261H87ZM87 262H86V263H87ZM97 262H98V261H97ZM107 262H108V261H107ZM112 262H113V261H112ZM137 262H138V261H137ZM146 262H147V261H146ZM186 262H187V261H186ZM198 262H199V261H198ZM225 262H226V260H225ZM225 262H224V263H225ZM0 263H2V262L0 261ZM10 263H11V262H10ZM10 263H9V264H10ZM16 263H17V262H16ZM16 263H15V264H16ZM32 263H33V262H32ZM42 263H45V262H42ZM86 263H85V264H86ZM94 263H95V262H94ZM116 263H117V262H116ZM154 263H155V262H154ZM164 263H165V262H164ZM168 263H169V262H168ZM168 263H166V264H168ZM172 263H173V262H172ZM178 263H179V262H178ZM180 263H181V262H180ZM182 263H183V262H182ZM182 263H181V264H182ZM202 263H203V262H202ZM231 263H232V261H231ZM233 263H234V262H233ZM11 264H12V263H11ZM18 264H19V263H18ZM34 264H35V263H34ZM58 264H59V262H58ZM82 264H83V263H82ZM104 264H106V263H104ZM132 264H133V262H132ZM135 264H136V261H135ZM151 264H152V263H151ZM170 264H171V263H170ZM173 264H174V263H173ZM191 264H192V263H191ZM225 264H226V263H225Z\"/></svg>","mask_w":264,"mask_h":264}]
</instances>
